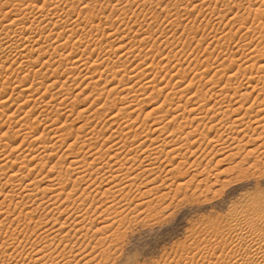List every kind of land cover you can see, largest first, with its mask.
<instances>
[{
    "label": "rangeland",
    "instance_id": "374dc122",
    "mask_svg": "<svg viewBox=\"0 0 264 264\" xmlns=\"http://www.w3.org/2000/svg\"><path fill=\"white\" fill-rule=\"evenodd\" d=\"M15 1L16 0H0V22L3 21L2 25L0 23V26H4V25L7 26L8 24H11L13 21H16V23L17 22L20 23V26L22 24V26L24 28L28 29L27 30L28 34L26 33L25 34L26 36H23V38L20 35H16V36L14 35L15 36L14 37V36H12V34H10V37L7 39L4 37V35H1L0 36V38H1L0 39V47L4 48L6 50V48L9 44L14 43L17 46L19 45V47H18L19 50L23 49V50H25L26 54L28 53V55H27L28 60L20 59V57L15 55L16 53H14V52H7L6 51L3 53H0V99H1L0 101L5 102V101L9 100L8 102H5L7 104L2 105V107L0 106V126L3 125L6 129H8L7 127H9V129H10L14 125L15 128H17V129H15L13 126L12 132L15 131L14 133H18V134H14V137H16L17 140H16V138H13V141L16 140L15 142H17V141L18 142L17 143L13 142V144H12V142H10L11 145L10 144L6 145V142L2 141V138L0 137V143H1L0 149H2L0 152L1 153L0 154V156H1L0 157V164L3 165L5 162H8V160H9L8 163H10L9 165L8 164L6 165L8 167V170H7V167H5V166H4V168H2L3 170L4 169L6 170L4 172L1 171L2 169L0 168V171H1L0 172V180H1L0 181V183H1L0 184V191L2 192V193L0 192V194H6L7 195V193H8L7 191H9L7 197L5 195H3V196L0 195V205H1L0 206V213H1L0 214V222L2 220H4L0 223V228H1L0 231L2 230L0 232V246L2 248L1 250H4V251L8 250L6 253V256L3 255V253H0V256H1L0 260L3 257L2 261H4V262L0 261L1 262L0 264H24L25 262H26L25 264H27V263L33 264L34 259L40 258L39 256H43V254L46 256V255H49L50 253H55L57 249H59L56 252L57 254H58V252L59 253L64 252L66 260L65 259L62 260L61 258L57 259L58 261L59 260L60 261L59 262L55 261L54 263H56V264H62V263L63 264H66V263H68V264H223L224 262H225V264H228L230 262L231 263L236 262L237 259L242 258L248 252L254 253L256 251L255 250L256 247L254 246V243H252L253 240H258V239H260V237L264 236V231H262V227H261L262 224H264V146H263L264 138L259 139V137L253 133H249V134L244 136L242 133L240 134L238 132V130H236V129L234 130V128H232L234 130L233 131L230 128V126L229 127L227 126L225 128H220L219 126H217L216 128L213 127L214 129L210 130L211 122H213L215 120H216V122L222 120L224 115L222 117V113H220L221 114V117H220V114H218V113L216 114L218 109L216 107H214L213 98H212V100H208V98L205 96L207 94H208L207 96H210L211 94H213L211 89L212 90L214 89L213 90L214 93L218 90V88H217L218 86L213 87L212 84L207 83V81L210 79V77L213 75V73L216 70H220L221 68L225 69V67L229 66V69L227 70L228 72L226 71L227 73L225 74V78L221 79V83H223L226 79L227 74H229V72L232 70L231 68L233 67V69H235V71H232L233 72L232 75H234L236 72V74H235L236 78H234L233 81L236 82L238 80L236 83L234 82V84H235L234 86H243V87H240L241 88L240 91L244 88V90H242L243 94H245V93L248 94L250 92L249 93L250 96L248 99H246V105L244 104V107L250 106L254 103L253 110H251L252 111L251 116H252V113H253V116L257 115V116H255L257 120H261V118L264 116V111L261 112L259 115L256 113V110H257V108L259 109V107L255 106L256 105L255 103L258 104L259 102L260 103L264 102L263 101L264 100L263 94H259L260 96H257L258 95L257 92H259L258 88H260L261 86H264V85H262L264 83L263 80L258 81L259 75H260V77H262V76L264 77V70H263V72H262V70H260L261 72L258 71L260 66L263 65L264 60L261 62H259L258 60H255L258 56L263 55V54L259 55L258 53H260V51H261V53H263V49H264L263 48L264 47V38H262V37H264L262 35L264 33V32L262 33V31L264 29V20L259 18V17H262V14L264 16V0H254V1L253 0H236V1L235 0H179V1L178 0H171V1L170 0H145V2H144V0H129V2H127L128 0H110L111 2L109 0H101V1L98 0L99 4H100V2L101 3L106 2V3L101 4V6H99L100 8L96 7L93 9V7H92V9H91L92 11H89V12L87 9L84 10L80 6L81 0H44V4H39V3H43V0H20V2L18 0L16 2ZM55 1H56V3H55ZM63 1H65V2H63ZM250 1H252V2H250ZM108 2H110L112 5L115 4L116 6L120 3L122 7H125V5H127V4L130 5V3H131V7H130L131 10L130 9L127 11L118 10V12L117 11L115 12V10L113 11V9H112L113 7L110 6V3H109V6L107 5ZM137 2H138V4H137ZM173 2H174V4H173ZM156 3L159 4L160 6L157 5ZM237 3H239V4H237ZM16 4H23L25 6L30 4L29 5V10H30L29 12H31L32 14L26 15V16L22 15L20 17L17 16V17L12 18L11 16H13V14L17 15V13L19 12L18 11L19 8L17 7ZM105 4L107 5L106 8H104ZM165 4L167 5V7H164ZM5 5H7V9L4 8ZM33 5H35V6H33ZM45 6H47V11L41 13L39 10L44 8ZM35 7H37V8H35ZM258 7L260 10L258 9ZM97 8H98V10H97ZM176 8L178 9V11ZM1 9H3V10H1ZM15 9H18V10H16L17 12L15 11ZM166 9H167V11H166ZM7 11H8V13H10L12 11V15L9 16ZM85 11H86V13H85ZM83 13L86 14L87 16L83 15ZM79 14H80L81 18L77 17ZM136 14H137V16H135ZM200 15H201V17H200ZM240 16L243 17L242 18L243 21H240L241 20ZM35 17H36V19H35ZM58 17L61 19H59ZM197 17H199V18H197ZM27 18H29L30 20L28 21ZM58 19H59V21H62L64 19L65 21L63 20V22L67 21V23L71 22L74 19L75 20L80 19L79 20L80 25L78 24L79 26L75 29L76 30V31H74L75 34H74V32L71 34L70 31L66 30L67 28H60L59 27V26H63V25L55 26V22L58 21ZM68 19H69V21H68ZM189 19H191V20H189ZM93 20H95L96 22L95 21L93 22ZM236 20H239L240 24L244 22L242 25H240L239 29L236 28V26H235ZM30 21H32V22H30ZM177 21L179 24L176 23ZM48 22H50V23H48ZM91 23H93V24H91ZM100 23H101V25H100ZM227 23H229V24H227ZM96 24H99V25H97L98 26L97 30H98V28L101 29L98 32L95 30ZM134 24H136V25H134ZM148 24H150V25H148ZM43 26H45L46 28ZM47 26H48V28H47ZM92 26L93 27L95 26V27L93 28ZM136 26H137L138 30L136 29ZM42 27H43V29H45V31H44L45 33L43 35L38 36L35 34L34 36H31L33 33H39L41 30L40 28H42ZM14 28H16V27H14ZM257 28H258V30H257ZM261 28H263V29H261ZM61 29L62 30L64 29L63 32ZM66 31H68L69 34ZM64 32H66V33H64ZM87 32H88V34H87ZM90 32H92L93 34ZM95 32H97V33L100 32L97 35L98 37L94 36V34L96 35ZM108 32L109 33L111 32L116 36V38H115V39H117L116 43H115L114 38L112 39V40H114V42H113L110 38L111 36L108 37V35H110V34H108ZM226 32H228V33H226ZM30 33H31V35H29ZM139 33L141 34V36H139L140 35ZM161 33H162V36H160ZM58 34H61V36L64 37V38L62 37L60 44L65 43L64 45H67L69 42V45H67L68 47L66 46V48L69 50H73L72 48H76V47H77L76 49H78L79 42L80 43L84 42L83 40H85V42L88 39L89 40H95V39H92V37L98 39V41H97V39L95 40V42L98 44L94 43L92 45H89V47H84V48H83V44H82V46L79 49L80 50L82 49L84 52L83 53V60L87 61L86 63H88V61H90L87 65H89L91 63L89 65V66H91L93 64V60H95L96 64L97 63L103 64V66H102L103 69H101L102 73H103V71L105 72V73H103V75H101L99 73V71L94 72L96 77L98 75L102 76L101 78L103 80L100 79V81H99L98 80L99 78L98 77L96 78V80L99 81V84L101 86H99V87H93L95 85H91L92 87L89 86L88 81H90V79L89 80L83 79L86 76V72L84 69L80 68V66H76V69L75 68L72 69L73 66L71 67V65H72L71 59L73 58L72 57L73 54L70 55L69 57H67V60L65 59V61H63L64 62L63 66L66 69L63 66H60V67L58 66V63H57L58 60L63 59L59 55L63 54V57H64L65 55L69 54V52H70L69 50H67L66 52H63V53L58 51V50L56 52L55 48L57 46V43H55V40L57 39L56 37ZM86 34H87V36H86ZM89 34L92 36H89ZM260 34L262 35L261 40L259 38ZM48 35L49 36L52 35L49 38L50 40L47 38ZM152 35H153V37H152ZM17 36H18V38H17ZM27 36L33 38L32 40L36 43L32 44V45H30V43L27 44V41L25 40L26 39L25 37H27ZM43 36L45 39L43 38ZM83 36L85 37V39ZM66 38H67V40H65ZM69 38H71V39H69ZM100 38L101 39L103 38V39L101 40ZM157 38H159V39H157ZM36 39L39 41H37ZM77 39H79L80 41ZM139 39H141L142 41H139ZM8 40H10V41H8ZM22 40H23V42H22ZM75 41L76 42L78 41V43H76ZM138 41H139V43H138ZM258 41H260L261 43L259 44ZM74 43L76 44V46H74ZM70 44H71L72 48H70L71 47ZM110 44H111V46H110ZM114 44H116V45H114ZM5 45H6V47H5ZM25 45L29 46V47H26ZM258 45L260 46L258 48H263V49L259 50L257 48ZM121 46H122V48L125 47L126 50L116 52L115 49H117L118 47H121ZM131 46H132L131 50H133V48H134L133 53L129 54V55L125 54L127 49H130ZM113 48L115 51L112 50ZM150 50H152V52ZM157 50H158V53H157ZM153 51H154V54H153ZM257 51H258V53H257ZM99 52H100V54H98ZM148 52H151V55H149L150 54L149 53L148 54L149 56H148L147 55ZM209 53H211V54H209ZM121 54H123V55H121ZM29 55H30V59H29ZM89 55H92V56L89 57ZM126 55H128V56H126ZM142 55L145 57H142ZM254 55L255 56L257 55V56L255 57ZM133 56H134V58H133ZM70 57H72V58L69 60L68 58H70ZM117 57H118V59H117ZM254 57H255V59H254ZM42 58H43V60H42ZM49 58H51V59H49ZM147 59H149V61ZM230 59H231V62L235 63V64L231 65ZM232 59L234 62L232 61ZM22 60H23V62H22ZM38 60H39V62H38ZM167 60H169V62ZM177 60H179V61H177ZM27 61H29V63ZM252 61H254V62H252ZM46 62L47 63L49 62L52 66H49L50 64L48 65ZM143 63H145V64H143ZM250 63L252 64V66ZM244 64H245V67H244ZM253 65H255V68ZM48 66L51 68H49ZM153 66H154V68L152 69ZM230 66H232V67H230ZM238 66L240 67V69ZM68 67L72 69V70L70 69L71 71L69 70L70 72L67 71ZM74 67H75V65H74ZM93 67H94V64L91 66V71L98 70V68H99V67H97V65H95L94 68ZM251 67H253V68H251ZM84 68H86V66ZM192 68H195V69L200 68V70H199L200 72L197 70L194 71V69L192 70ZM244 68H246V69H244ZM56 69H57V71H55ZM147 69L152 70L151 71L152 74H150V75H156L157 74V76H155V78H156L155 82L161 81V83H163V84L166 82L165 84L167 85V83L169 81H171L175 85L173 83H171L170 86L164 85L166 87L164 88L163 93L158 92L159 93L158 94L157 91H159V89H161L163 84L159 88H158L159 85H157V83L156 84L153 83L154 87H153V84H147L146 81L150 80L148 77L152 78V76H146L149 73V71ZM121 70H122V72H121ZM81 71H82V73H81ZM111 71L114 73L116 72V73L111 74L112 73ZM183 71L185 73H188L187 74L188 78H187V80L183 81L184 83L181 82L178 85L177 84V80L179 78L178 76L180 74L182 75V73H184ZM190 71H192V73ZM40 72H42V73H40ZM155 72L160 73V75H158V73H155ZM196 72H198V73H196ZM37 73H39V74H37ZM223 73H225V72H223ZM238 73H240V75ZM113 75L115 77H113ZM132 75L134 76L135 83H138V84H137V86L135 84V86H133L134 88L130 89V85H133L134 82H132V84H131L129 82H131L133 80L132 79H131V81L130 80L127 81V80H128V78L133 77ZM57 76L59 78L54 79V77H57ZM244 77H246V78L244 79ZM171 78L173 80H171ZM117 79H119V80H117ZM122 82H124L123 83L124 85L122 84ZM127 83H129V84H127ZM188 83L190 84V86ZM237 83H239V84H237ZM21 85H23V86H21ZM53 86H55L56 88ZM63 86H64V88L62 89ZM251 86L252 87L257 86L256 90L254 89V87L252 88ZM21 87H23V89L24 88L29 89V90L32 89L31 92L34 96L33 101L36 100L37 103L38 102L40 103L41 101H42L41 103L52 102L54 104H58L60 107H65V106L66 107L67 106L68 107H70V106L74 107L75 106L74 108H79V109H84V110L87 109V110L85 112H82V114L81 113L78 114L77 113L78 110L75 111V114L71 113L72 115H68V114L63 115L61 113L62 116H61V114L59 115V113L55 112L54 115L50 114L49 116H47L46 117L47 119L45 117L40 116V110H42L40 107L33 109V107H32L33 101L31 102L32 104L29 103L27 105L28 107L25 106V108L23 107L21 110H19V109L17 110L20 103L22 104L24 101L23 98L21 99L20 94H18L19 93L18 91L21 89ZM247 87H248V89H247ZM250 87H251V89H250ZM93 88H96V89H93ZM126 88H129L130 90L129 89L126 90ZM153 88L155 89V93L153 92V90H154ZM215 88H216V90H215ZM253 89L255 90V92H252V91H254ZM110 90H112V95H110V97H109L110 99H108V93L107 92ZM134 90H135V92H134ZM179 90H181V91H179ZM201 90H203V91H201ZM207 91L208 92L210 91V92L208 93ZM93 92H94V94H93ZM100 92H102V93L98 94ZM171 92H173V94H170ZM174 92L176 95L174 94ZM78 93H79V95H78ZM127 93H128V95H127ZM124 94H126L125 96L127 97L126 98L127 100L122 101V102H123L124 106H127V107H126L125 111H123L124 112L123 113V112H120L121 106H123V104H121L119 101L117 102V100H118L117 97L121 98L124 96ZM149 94H150V96H149ZM194 94H195L194 97L191 96ZM202 94L204 95V97ZM98 95L99 96L101 95L99 97V98H101V100L98 101V103H100V104L96 103ZM189 96L193 97V98H190ZM255 96H256V99H254ZM3 97H5V98H3ZM37 97H38V100H37ZM6 99H8V100H6ZM107 99L110 100L111 102L108 101ZM168 99H169V101H168ZM171 99H172V101H174V103L171 101ZM186 99L188 101H186ZM198 99L200 100V102L198 101ZM90 100H91V103L89 104L88 101H90ZM204 100L205 101L207 100L208 102L207 101L205 102ZM241 100L243 101V102L241 101L242 104L245 103V101L243 99H241ZM260 100H262V101H260ZM107 101H108V103L110 102L111 104H114L115 102H117V103H115V105H113V106H111V104H107L106 105L107 107L103 108L102 105ZM235 101L239 102L240 99L238 100V97L233 98V101H231L230 105L231 106L234 105L236 103ZM161 102H162V104H161ZM166 102H167V104L168 103H173L175 105L178 104V105H181L182 107L184 106V103H185L184 107H186V112L190 113V114L185 113L186 114L185 116L190 115L191 117L192 116L194 117L196 113L194 114L192 110H196L198 108L200 109L199 112H203V113L209 112L208 113L209 116L206 114H203V116L201 115L204 118L207 117L206 119H207L208 123L206 122V124H205L206 119H204V118H203L204 120H202V122L200 121L198 123L199 125H197L196 123H193L196 125H192L189 122L191 118H189L188 121L186 120V123H185V121L182 122L183 125H185L183 127L184 132L188 131L187 133H189V131L195 130V132L197 131V133L195 134V136L197 135V138H195V137H193L192 139L190 138L189 142L187 143V141L184 140V137L186 136V134L181 135L180 131L177 129V127H175L178 124H175L173 121H170L171 118L169 119V115H171V114H169L168 116H166L165 113L164 114L159 113L161 115L158 114V112H159L158 110L162 108L161 105L165 104ZM178 102H180V103H178ZM186 102L189 103V104H187V106H186ZM8 103H10V104H8ZM201 103H202V105H200ZM203 103H205V104H203ZM212 103H213V105H211ZM130 105H132V106H130ZM137 105L139 107H137ZM226 105H228V106H226ZM230 105L228 103H225L223 108L224 109L228 108ZM167 106H169V105H167ZM208 106H210V108H207ZM211 106H213L216 110L211 111V110H214V108H212ZM130 107H131V109H129ZM135 107L137 110H135ZM173 107H175V106H173ZM97 108L98 109L100 108L99 109L100 111L97 110ZM263 108H264V106H263ZM109 109H111V110H109ZM155 109H157V110H155ZM254 109H255V111H254ZM151 110H153V112ZM204 110H205V112H204ZM96 111L100 112V113L98 112L99 115H97V116H96ZM190 111H192V113ZM150 112L154 113L155 115L154 114L151 115ZM182 112H183V110L181 109L180 111L174 112V113L176 115H177V113H178V115H182V114H184ZM212 112H214V113H212ZM76 113L78 115H76ZM83 113H86V114H83ZM101 113H102V116L100 115ZM129 113H130V115H129ZM171 113L173 115V112H171ZM116 114H117L116 119L118 121L121 120L120 122L127 121V119H125V118H127L128 116H130L131 119H138L136 128L139 125L143 124L144 121H145V123H148V127L151 125L152 121L162 123L163 121L161 120V116L163 115V116H165L164 119H166V120H164L163 116H162L164 123L170 122L172 124L170 126L171 127L174 126L179 132L177 133L175 131L176 135L175 134L172 135L171 134L172 132H166V134L163 132L162 133L163 135L159 138V141L163 137L165 138L164 142H167V143L175 142L176 139H177L176 140V142H177L180 139H182L181 140V141H183L182 145L185 143H186V145H183L184 148H182V150L179 151V153H180L179 155L177 153L171 154V155H169V157L166 160H165V158H166L165 156L160 158V160L156 163V165L154 164L155 166L158 165L157 166L158 168L154 167V165H153V168L149 167L150 169L146 170L147 164L146 163L140 164V160H137L136 162H133V163L131 161L127 162V163L123 162L125 166L122 165V163L118 164V165H122L123 167H121V166L119 167L116 165V167L114 166V168L116 170L113 169L114 170L113 173L112 174L110 173L109 175H107L109 169L107 167L108 165L106 164V162L107 163L109 162L108 160H110L109 158L113 154H112V152L111 153L108 152V154L110 156L109 157L108 155L106 156L105 153L109 150V148L111 147V144L114 142V139L113 140L110 139L108 141L107 136H109V134L111 132L110 131L111 130L110 125L113 123V121H110V119L112 118V115L116 116ZM210 114H212L213 116L216 115L218 117H213L212 115L210 116ZM99 116L101 118H98ZM180 117H182V116H180ZM228 117H229V115H228ZM231 117L232 116H230V118ZM57 118L59 119V121ZM118 118H120V119H118ZM121 118L123 119V121ZM210 118H211V121H210ZM20 119H23V120L21 121ZM64 119L68 120V121L65 122ZM53 120H57L58 123H56L57 121H53ZM159 120H160V122H159ZM30 121H31V124L33 126H31V124H29ZM62 121H63V123L65 122L64 125H66V126H64V128H63V125L61 124ZM180 121H181V119H180ZM15 122H17L19 124H14ZM69 122L70 123L72 122V123L70 124ZM11 123H12V126L10 127L9 125H11ZM51 123L54 126V128H62V129H67L66 127L69 124L68 126L72 128L71 129L72 131L70 130L71 131L70 133L73 134L71 136L72 139L70 141H68L67 143L62 145V143L60 141H58L59 138H55V136L52 135V133L50 134L48 132V130L45 131L47 129L48 125H51ZM54 123H56L57 126L54 125ZM202 123H204V124H202ZM251 123H252V124H250L251 128L253 127L252 129H254L257 126L264 124V121H262V123L261 122L260 123L251 122ZM82 124H83L82 129L85 126H87V127H85L83 130L81 129L80 131H78L80 129L79 127H81ZM207 124H208V126H207ZM107 125H109L110 127H107ZM202 125H203V128H202ZM198 126H199V128H198ZM104 127H105V129H104ZM185 127H186V130H185ZM189 127H190V129H189ZM18 128H20V129H18ZM101 128H102V131H101ZM208 128H209V130H207ZM201 129H203V131ZM73 130L75 131V133L73 132ZM103 130H104V132H103ZM143 130H144L143 127L140 126L138 129H136L134 131L135 133L138 134L137 136H139L138 138L137 137L135 138L136 140L131 139V140L135 141L134 145H133V143H134L133 141H131L130 139L127 140L130 143L129 144L127 143L126 149L123 148L121 150V154L123 156L120 154L121 158L119 157V159H120V160L118 159L119 161L122 162L124 160V157H126V155H127L126 151H128V152L133 151L132 154L141 155V157L139 156L141 159L144 155L146 156V151H145V154H143L142 149L144 148V150H145V148H147L149 144L152 145L151 144V142L153 141L152 139L158 137V134L149 133V135H148L147 132L142 133ZM147 130H148V128H147ZM63 131H65L66 133H64ZM63 131H62L64 133L63 137H66L68 133L66 130H63ZM92 132L96 136H99V134L101 135V133L103 132L104 133V134L102 133L103 137L105 136L106 139L104 138L105 140H103L99 137L101 140L99 138H97L99 142L96 140L95 142H97V144H95L93 139L91 138L92 136L89 137V134ZM200 132L204 133L205 135H203V134L200 135L201 134ZM258 132L260 133L261 129H258ZM198 133H199V135H198ZM3 134L4 133H2L0 136H3ZM145 134H147V135L145 136ZM168 134H170V135H168ZM18 135H19V137H18ZM60 135H61V133L58 136H60ZM87 136H88V138H87ZM167 136H169V137H167ZM172 136H174L176 138H174ZM201 136L202 137L205 136L207 138H205V137L202 138ZM236 136L238 137L239 140L237 139ZM242 136L244 137V139L240 140V138ZM217 137H220V138H217ZM221 137H222V139H221ZM231 137H232V139H230ZM164 138L162 140H164ZM210 138H212L211 141L209 140ZM75 139L77 141H75ZM195 139L196 140L198 139V141L196 142ZM203 139L204 140L206 139V141H204ZM216 139H219L221 144L218 142L219 140L215 141ZM85 140H86V142H85ZM162 140H161V142H163ZM200 140H202V141L200 142ZM231 140H234V141H231ZM237 140L239 141V143L237 142ZM90 141H93L92 144L90 143ZM142 141H144V142H142ZM191 141L194 143V145ZM212 141L214 144L212 143ZM214 141L218 142L219 144L215 143ZM55 142H58L57 145H55L56 147L54 146L53 148H50L49 146H51ZM101 142L102 143L104 142V143L102 144ZM4 143H5V145H4ZM138 143H141L140 145H143L142 149L140 148V145H138ZM236 143L238 145H241V147H244V149L239 147ZM69 144H71L73 146H70L71 148H69ZM191 144L193 146H191ZM227 144H229V145H227ZM235 144L237 145V148H239L238 150L235 148L236 147ZM259 144H261V146H259ZM2 145H4V146H2ZM46 145H47V148L51 149V150H48L46 148ZM83 145L95 146L99 150L98 151L95 148L96 155L99 156L101 154L100 157L103 156L104 163L97 166L98 168L101 166L100 169L98 170V168L96 166H94V168L96 167L95 169L98 171L97 173L95 171H93L94 168L90 167V165L89 166L85 165L84 168L83 167L74 168L75 166L70 168L71 165L69 164V162H70L69 160H72V159H70L71 155H74L77 152L79 155H83L86 150L88 151V149H84V150L82 149ZM131 145H133L132 147H135V149L134 148L132 149V147H130ZM136 145H138L139 148ZM218 145H219V147H218ZM225 145H226V147H225ZM43 146H45V147H43ZM185 146H186V148H185ZM231 146L233 147V150H232ZM258 146L260 148H257ZM187 147L190 149H188ZM3 148H6V149L3 150ZM79 148L82 150H80ZM198 148H199V150H198ZM221 148H223V150ZM44 149H45V151H44ZM253 149L256 151H254ZM135 150H136V152H135ZM193 150L196 151L197 155L195 154V152ZM239 150H241V151H239ZM35 151H36V153H35ZM198 151L201 153H199ZM222 151L224 152L223 154H221ZM232 151H233V153H232ZM141 152L143 155L141 154ZM202 152H204V154H202ZM207 152H208V154H207ZM215 152L218 154H215ZM124 153H125V156H124ZM220 154L222 156H220ZM253 154H254V156H252ZM18 155H20V156H18ZM225 155L227 158L225 157ZM235 155H237V157ZM238 155H240V156H238ZM34 156H36V157H34ZM59 156H60V158H63L62 159L63 163L61 165L59 164V166H57L55 164H57V162L59 161ZM61 156H63V157H61ZM230 156L232 157V159ZM234 156H235V158H234L235 160L233 159ZM256 156H257V158H256ZM228 157H229V159H228ZM122 158H123V160H121ZM222 158H224L225 160ZM255 158L257 161L254 160ZM2 159H5V160L7 159V160L6 161L3 160L4 162H2L1 161ZM19 160H20V163H21V161L23 162L22 163L23 166H19L20 165V163L18 162ZM232 160H233V162H231ZM239 160H241V162H243V160H246L247 164H246V162L241 164ZM220 161L222 162V164L220 163ZM253 161H255V162H253ZM26 162H27V164H26ZM11 164H13L15 167H13V165L10 166ZM15 164H17V165H15ZM25 164L28 165L29 167L25 166ZM139 164H140V167H139ZM179 166H181V167H179ZM21 167H24V168H21ZM86 167H90V168H88V171H84V169H86ZM159 167H160V169H159ZM101 168H103V169H101ZM227 168H229V169L231 168V169L229 170ZM19 169H21L20 172L16 173V171H19ZM27 170H29V171L27 172ZM79 170L80 171L82 170L81 172H86V173L83 174ZM89 170H90V172H89ZM144 170L146 172H144ZM192 170L195 172H192ZM225 170L227 173L224 172ZM241 170H243V171H241ZM21 171H23L24 174L26 173L25 176L26 177L28 176L29 178H26L24 176V174L22 175ZM75 172L81 173L82 174V175L80 174L81 177L83 175L86 176V178L84 179L86 181L85 182L82 181V183L80 182L81 185L79 184V181L81 179L80 180L77 179V182H78V184L76 182L77 185L75 183H73V181H71L69 183V186L67 185L68 188L66 187L67 190L66 191L64 190L65 193L63 191L61 196H58L56 193H55L56 195L53 194L54 196H57L58 198L53 196L55 201L52 200L51 189L58 187V180L60 179V177L64 176L65 173H69V175L73 176L72 179L74 180V178L79 176V175H77V173L75 174ZM106 172H107V174H106ZM166 172H167V174H166ZM175 172H177V173H175ZM3 173H5V174H3ZM15 173H16V175H15ZM29 173H30V176H29ZM180 173H181V175H180ZM136 174H137V176H136ZM182 174L184 176H182ZM10 175H12V176L15 175V176L13 178H11ZM89 175H90V177H89ZM127 175H129V176L127 177ZM173 175L175 176V178L173 177ZM196 175H199V176H196ZM16 176H17L16 180L18 182L14 181V178ZM23 176L25 179L20 178ZM192 176H194L193 179H192ZM113 177H115V178H113ZM184 177H185V179H184ZM8 178H10V180H8ZM93 178L94 179L96 178L95 181L97 180V182L95 184L91 185L92 180H94ZM105 178H107V179L105 180ZM112 178H113V180H112ZM156 178H158V179H156ZM181 178H183V179H181ZM194 178H195V180H194ZM169 180H171V181H169ZM9 181L10 182L12 181V182L9 183ZM19 181H22L23 187L27 184V182H28L27 186L29 184L30 185L28 187L25 186L24 189L22 190L21 188H23V187L20 185L22 183H19ZM23 181L25 182V184ZM32 181H34V182H32ZM113 182L116 184L118 182L119 183L116 185ZM5 183L7 186L5 185ZM12 183H15V184L12 185ZM18 183L20 186L14 187V189L17 192L13 191V186L18 185ZM89 183H90V185L88 186ZM100 183H101V186H100ZM107 183H110V184H108V186H107L106 185ZM175 183H176V185H175ZM180 183H183V184H180ZM2 185H5L6 187L4 186L5 187L4 188ZM74 185L78 186V187H75ZM113 185H116V186H113ZM169 185H170V187H169ZM184 185L186 187L189 185L190 187L188 186L186 188ZM111 186L114 187L113 190H112ZM119 186H120V188H119ZM11 187H12V189H10ZM18 187H20V189ZM177 187H179V188H177ZM27 188H29V189H27ZM2 189H4V190H2ZM107 189H108V191H106L107 194H105L106 193L105 190H107ZM109 189H110V192H109ZM20 190H21V192H19ZM24 190L25 191L28 190V192H25ZM48 190H50V193ZM71 190H73V191H71ZM84 190H85V192H84ZM147 191H150V192H148V194H146ZM15 192L16 193L19 192V193L16 194ZM23 192H25V193H23ZM151 192H152V194H151ZM10 193L13 195H11ZM28 193L31 196L35 195V197H37V198L39 197L38 198L39 200L35 197H33L31 199L30 196L28 195ZM30 193H32V194H30ZM63 194L65 196H63ZM9 195L13 196V197H10ZM139 195L141 196V198ZM68 196H70L69 197L70 199L73 198V200L72 199L70 200L68 198ZM49 197H51V198H49ZM64 197H66V201H65ZM48 198L51 199V201ZM78 199L79 200L81 199V200L78 201ZM3 200L4 201L7 200V201L4 202ZM12 200H13V202H11ZM62 200H64V201H62ZM67 200H68V202H67ZM74 200H75V202H74ZM82 200L89 201V202L88 203L84 202V204H83ZM47 201L49 203H47ZM52 201H54V202H52ZM95 202H96V204L98 203L97 206L99 207V209L97 208V210H96V204H94ZM110 202L112 204H114L115 209H113V208L110 209L109 207H107V205L108 206L112 205V204L109 205ZM52 203L53 204L55 203V204L53 205ZM69 203H71V205ZM144 203H146V204H144ZM72 204H73V206H72ZM62 205H63V207H62ZM66 205H67V207H64ZM57 206L60 208L57 209L58 208ZM38 207H39V209H38ZM1 208H2V210H1ZM63 208L65 209V211H63L64 210ZM31 210H33V211H31ZM58 210H61V211L59 212ZM170 210H171V215H168L167 213H169ZM7 211L8 212L10 211L9 212L10 215H9V213L4 214ZM30 211H31V213L27 216V220H26L27 222L25 220L20 222L19 218L16 219V217L19 216L18 214L20 212L23 213L22 215H26V213H28ZM62 212H63V214H62ZM6 215H8V217ZM29 216L31 217V220H30ZM121 217H123V218H121ZM128 218H129V220H128ZM82 219H84V220H82ZM14 220H17V222ZM121 220H122V222H121ZM103 222H104V224H103ZM83 226L88 230L87 234H83L82 232L81 233L79 232L82 230ZM102 226H104V228ZM6 228H7V230H6ZM115 228H117V229H115ZM60 229H61V231H60ZM97 229L98 230L102 229L103 231L102 230L96 231ZM115 230H116V232H115ZM51 231L53 233H51ZM58 231L60 234L59 240H62L61 245L59 242L58 243L55 242V243L50 245L51 242L49 241V239L51 238V236L53 237L54 234H57L56 232H58ZM74 232H76V233H74ZM40 233L43 235H41ZM99 233H101V234H99ZM104 233H105V235H104ZM259 235H260V237H259ZM12 236H14V237H12ZM41 236H43V239L38 238ZM48 236H49V239H48ZM44 237L47 239H45ZM21 241H23V242L20 244ZM100 242H101V244H100ZM68 243H69V246L68 245H67L68 247L65 246V244H68ZM11 245H13V246H11ZM31 245L32 246L34 245V247L32 248ZM93 245H94V247H92ZM103 245H104V247H103ZM46 246H49V248ZM63 247H64V249L67 247L66 248L67 250L63 251L64 250ZM41 248H42V250H41ZM193 248L196 249L195 253L192 252ZM39 249H40V251H39ZM71 249H73V250L71 251ZM74 249H75V251H74ZM32 250H33V252H35V255L32 257L33 259H29L30 257L28 258L29 255H27V254H29V251H32ZM36 250L38 251V253ZM68 251H71V253ZM19 252L22 253L24 256L26 255L27 258H26V256L25 257L22 256V254L18 257L17 254ZM40 252L43 254H41ZM14 254H16L17 256ZM5 259H7V260H5ZM20 259L21 260L23 259L24 263H22L23 260L21 261ZM256 259H257L256 257L253 258V260H252L253 264H264V261L261 260L262 258H260V259L258 258L257 259L258 262ZM88 260H89V262H87Z\"/></svg>",
    "mask_w": 264,
    "mask_h": 264
},
{
    "label": "bare ground",
    "instance_id": "6f19581e",
    "mask_svg": "<svg viewBox=\"0 0 264 264\" xmlns=\"http://www.w3.org/2000/svg\"><path fill=\"white\" fill-rule=\"evenodd\" d=\"M16 1H17V0H16ZM16 1H15V2H16ZM18 1L20 2V0H18ZM99 1H101V0H99ZM99 1H98V0H93V6H92L93 9L96 8V7L101 6V4L106 3V2H104V3H101V2H100V4H99ZM109 1H110V0H109ZM170 1H171V0H170ZM178 1H179V0H178ZM235 1H236V0H235ZM253 1H254V0H253ZM25 2H26V1H25ZM25 2H24V3H25ZM63 2H65V1H63ZM80 2H81V1H80ZM110 2H111V1H110ZM110 2H108V4H107L108 6H109V3H110ZM127 2H129V0H128ZM144 2H145V0H144ZM152 2H153V1H152ZM152 2H151V3H152ZM157 2H158V1H157ZM238 2H239V1H238ZM250 2H252V1H250ZM31 3H32V2H31ZM31 3H30V4H31ZM55 3H56V1H55ZM141 3H142V2H141ZM159 3H160V2H159ZM178 3H179V2H178ZM199 3H200V2H199ZM199 3H198V4H199ZM239 3H240V2H239ZM239 3H237V4H239ZM244 3H245V2H244ZM246 3H247V2H246ZM30 4H29V5H30ZM57 4H58V3H57ZM59 4H60V3H59ZM137 4H138V2H137ZM139 4H140V3H139ZM148 4H149V3H148ZM156 4H157V3H156ZM173 4H174V2H173ZM176 4H177V3H176ZM179 4H180V3H179ZM192 4H193V3H192ZM16 5H17V7L19 8V10H18V9H15V11L18 10L19 12L17 13V15L13 14V16H11L12 18H13V17H17V16L20 17V16H22V15L26 16V15H30V14H32L31 12H29V11H30V10H29V5H27V6H25V5H23V4H16ZM73 5H74V4H73ZM107 5L105 4V7H104V8H106ZM134 5H135V4H134ZM140 5H141V4H140ZM157 5H159V4H157ZM210 5H211V4H210ZM228 5H229V4H228ZM228 5H227V6H228ZM251 5H252V4H251ZM77 6H78V5H77ZM77 6H76V7H77ZM102 6H103V5H102ZM110 6L113 7L112 9H113V11L115 10V12H116V11L118 12V10L127 11V10L130 9V7H131V3H130V5H129V4L125 5V7H122L120 3H119L117 6H116L115 4L112 5V4L110 3ZM149 6H150V5H149ZM159 6H160V5H159ZM159 6H158V7H159ZM189 6H190V5H189ZM196 6H197V5H196ZM202 6H203V5H202ZM229 6H230V5H229ZM237 6H238V5H237ZM247 6H248V5H247ZM249 6H250V5H249ZM119 7H120V8L122 7V8L120 9ZM176 7H177V6H176ZM240 7H241V6H240ZM4 8L7 9V5H5ZM35 8H37V7H35ZM99 8H100V7H99ZM132 8H133V7H132ZM201 8H202V7H201ZM237 8H238V7H237ZM39 9H40V8H39ZM139 9H140V8H139ZM162 9H163V8H162ZM172 9H173V8H172ZM176 9H177V8H176ZM193 9H194V8H193ZM225 9H226V8H225ZM248 9H249V8H248ZM256 9H257V8H256ZM256 9H255V10H256ZM258 9H259V7H258ZM1 10H3V9H1ZM8 10H9V9H8ZM84 10H85V9H84ZM97 10H98V8H97ZM104 10H105V9H104ZM130 10H131V9H130ZM132 10H133V9H132ZM195 10H196V9H195ZM195 10H194V11H195ZM198 10H199V9H198ZM208 10H209V9H208ZM242 10H243V9H242ZM255 10H254V11H255ZM259 10H260V9H259ZM261 10H262V9H261ZM86 11H87V10H86ZM86 11H85V13H86ZM91 11H92V10H91ZM166 11H167V9H166ZM177 11H178V9H177ZM180 11H181V10H180ZM239 11H240V10H239ZM3 12H4V11H3ZM16 12H17V11H16ZM76 12H77V11H76ZM76 12H75V13H76ZM81 12H82V11H81ZM83 12H84V11H83ZM88 12H89V11H88ZM104 12H105V11H104ZM129 12H130V11H129ZM140 12H141V11H140ZM148 12H149V11H148ZM7 13H8V11H7ZM42 13H43V12H42ZM77 13H78V12H77ZM79 13H80V12H79ZM110 13H111V12H110ZM121 13H122V12H121ZM124 13H125V12H124ZM166 13H167V12H166ZM182 13H183V12H182ZM204 13H205V12H204ZM211 13H212V12H211ZM80 14H81V13H80ZM80 14L77 16L78 18L80 17ZM128 14H129V13H128ZM137 14H138V13H137ZM137 14H136L135 16H137ZM147 14H148V13H147ZM200 14H201V13H200ZM241 14H242V13H241ZM259 14H260V13H259ZM259 14H258V15H259ZM5 15H6V14H5ZM8 15H9V16L12 15V11H11L10 13H8ZM35 15H36V14H35ZM53 15H54V14H53ZM83 15H86V14L83 13ZM131 15H132V14H131ZM133 15H134V14H133ZM138 15H139V14H138ZM140 15H141V14H140ZM150 15H151V14H150ZM165 15H166V14H165ZM169 15H170V14H169ZM173 15H174V14H173ZM222 15H223V14H222ZM32 16H33V15H32ZM54 16H55V15H54ZM86 16H87V15H86ZM92 16H93V15H92ZM124 16H125V15H124ZM148 16H149V15H148ZM186 16H187V15H186ZM219 16H220V15H219ZM219 16H218V17H219ZM225 16H226V15H225ZM253 16H254V15H253ZM260 16H261V15H260ZM262 16H263V14H262ZM4 17H5V16H4ZM55 17H56V16H55ZM146 17H147V16H146ZM178 17H179V16H178ZM178 17H177V18H178ZM195 17H196V16H195ZM200 17H201V15H200ZM214 17H215V16H214ZM238 17H239V16H238ZM240 17H241V16H240ZM258 17H259V16H258ZM258 17H257V18H258ZM2 18H3V17H2ZM44 18H45V17H44ZM58 18H59V17H58ZM80 18H81V17H80ZM90 18H91V17H90ZM151 18H152V17H151ZM166 18H167V17H166ZM184 18H185V17H184ZM191 18H192V17H191ZM197 18H199V17H197ZM233 18H234V17H233ZM242 18H243V17L240 18V19H241L240 21H243ZM259 18H261V17H259ZM35 19H36V17H35ZM59 19H61V18H59ZM59 19H58V21H56L57 19L55 20V21H56V22H55V26L63 25V26H59V27H60V28H67L66 30L70 31L71 34H72L74 31H76L75 29L80 25V24H79V22H80L79 20H80V19H76V20L74 19V20H72V21L70 20L71 22H69V23H67V21H66V22H63L64 19H63L62 21H59ZM70 19H71V18H70ZM134 19H135V18H134ZM154 19H155V18H154ZM154 19H153V20H154ZM169 19H170V18H169ZM238 19H239V18H238ZM244 19H245V18H244ZM252 19H253V18H252ZM16 20H17V19H16ZM27 20L29 21L30 19L27 18ZM66 20H67V19H66ZM143 20H144V19H143ZM179 20H180V19H179ZM189 20H191V19H189ZM256 20H257V19H256ZM12 21H13V20H12ZM12 21H11V22H12ZM22 21H23V20H22ZM64 21H65V20H64ZM68 21H69V19H68ZM81 21H82V20H81ZM90 21H91V20H90ZM94 21H95V20H93V22H94ZM97 21H98V20H97ZM184 21H185V20H184ZM221 21H222V20H221ZM2 22H3V21H2ZM2 22H0L1 25H2ZM30 22H32V21H30ZM34 22H35V21H34ZM50 22H51V21H50ZM50 22H48V23H50ZM87 22H88V21H87ZM95 22H96V21H95ZM131 22H132V21H131ZM134 22H135V21H134ZM136 22H137V21H136ZM171 22H172V21H171ZM174 22H175V21H174ZM174 22H173V23H174ZM179 22H180V21H179ZM22 23H23V22H22ZM53 23H54V22H53ZM141 23H142V22H141ZM143 23H144V22H143ZM145 23H146V22H145ZM176 23H178V21H177ZM192 23H193V22H192ZM243 23H244V22H243ZM243 23H241L240 25H242ZM42 24H43V23H42ZM78 24H79V25H78ZM91 24H93V23H91ZM150 24H151V23H150ZM150 24H148V25H150ZM178 24H179V23H178ZM224 24H225V23H224ZM227 24H229V23H227ZM3 25H4V24H3ZM24 25H25V24H24ZM84 25H85V24H84ZM97 25H99V24H96V29H95V30L98 32V31H100L101 29L98 28V30H97V27H98ZM100 25H101V23H100ZM134 25H136V24H134ZM138 25H139V24H138ZM171 25H172V24H171ZM171 25H170V26H171ZM230 25H231V24H230ZM253 25H254V24H253ZM21 26H22V24H21ZM21 26H20V23H19V22L16 23V21H13L11 24H8L7 26H5V25H4V26H0V36H1V35H4V37L7 39V38L10 37V34H12V36H14V35H15V36H16V35H20V36L23 38V36H26L25 34L27 33V30H28V29L24 28L23 26L21 27ZM45 26H46V25H45ZM45 26H43V27H45ZM48 26H49V25H48ZM48 26H47V28H48ZM129 26H130V25H129ZM142 26H143V25H142ZM177 26H178V25H177ZM181 26H182V25H181ZM181 26H180V27H181ZM14 27H16V28H14ZM43 27L40 28V29H41L40 32L38 31L39 33H33L32 35H31V33H30L29 35H31V36H34L35 34L38 35V36L43 35V34L45 33V32H44L45 29H43ZM92 27H93V26H92ZM94 27H95V26H94ZM94 27H93V28H94ZM189 27H190V26H189ZM189 27H188V28H189ZM228 27H229V26H228ZM242 27H243V26H242ZM261 27H262V26H261ZM45 28H46V27H45ZM57 28H58V27H57ZM83 28H84V27H83ZM105 28H106V27H105ZM149 28H150V27H149ZM171 28H172V27H171ZM174 28H175V27H174ZM182 28H183V27H182ZM254 28H255V27H254ZM91 29H92V28H91ZM136 29H137V26H136ZM261 29H263V28H261ZM61 30H62V29H61ZM63 30H64V29H63ZM63 30H62V32H63ZM92 30H93V29H92ZM92 30H91V31H92ZM95 30H94V31H95ZM137 30H138V29H137ZM182 30H183V29H182ZM257 30H258V28H257ZM51 31H52V30H51ZM68 31H66V32H68ZM103 31H104V30H103ZM188 31H189V30H188ZM36 32H37V31H36ZM60 32H61V31H60ZM60 32H59V33H60ZM66 32H64V33H66ZM97 32H95L96 35L94 34V36H97V35L100 33V32H99V33H97ZM101 32H102V31H101ZM219 32H220V31H219ZM221 32H222V31H221ZM263 32H264V29H263L262 33H263ZM48 33H49V32H48ZM90 33H92V32H90ZM104 33H105V32H104ZM140 33H141V32H140ZM140 33H139V34H140ZM150 33H151V32H150ZM173 33H174V32H173ZM226 33H228V32H226ZM236 33H237V32H236ZM262 33H261V34H262ZM27 34H28V33H27ZM50 34H51V33H50ZM68 34H69V32H68ZM71 34H70V35H71ZM74 34H75V32H74ZM87 34H88V32H87ZM87 34H86V36H87ZM92 34H93V33H92ZM108 34H110V35H108V37L111 36V37H110L111 40L114 38L115 43H116V40H117V39H115L116 36H115L113 33H111V32H110V33L108 32ZM261 34L259 35L260 40H261V36H262V35L264 36V33H263L262 35H261ZM62 35H63V34H62ZM66 35H67V34H66ZM147 35H148V34H147ZM147 35H146V36H147ZM153 35H154V34H153ZM153 35H152V37H153ZM12 36H11V37H12ZM15 36H14V37H15ZM20 36H19V37H20ZM50 36H52V35H50ZM50 36L48 35L47 38L49 39ZM84 36H85V35H84ZM84 36H83V37H84ZM89 36H92V35L89 34ZM104 36H105V35H104ZM139 36H141V34H140ZM154 36H155V35H154ZM160 36H162V33H161ZM27 37H28V38H27ZM27 37H25V38H26L25 40L27 41V44L30 43V45H32V44H35V43H36V42H34V41L32 40L33 38H31V37H29V36H27ZM35 37H36V36H35ZM45 37H46V36H45ZM62 37H63V36H61V34H58L57 37H56L57 39H56V40L54 39V40H55V43H57V46H56V48H55V49H56V52H57V50H58V51H60V52L63 53V52H66L67 50H69V49L66 48V46L69 45V42H68L67 45H64L65 43H64V44H63V43L60 44V42H61V40H62ZM68 37H69V36H68ZM68 37H67V38H68ZM97 37H98V36H97ZM135 37H136V36H135ZM150 37H151V36H150ZM157 37H158V36H157ZM17 38H18V36H17ZM41 38H42V37H41ZM41 38H40V39H41ZM43 38H44V36H43ZM63 38H64V37H63ZM67 38H66L65 40H67ZM71 38H72V37H71ZM71 38H69V39H71ZM79 38H80V37H79ZM110 38H109V39H110ZM117 38H118V37H117ZM164 38H165V37H164ZM251 38H252V37H251ZM262 38H264V37H262ZM0 39H1V38H0ZM6 39H5V40H6ZM11 39H12V38H11ZM44 39H45V38H44ZM82 39H83V38H82ZM84 39H85V37H84ZM90 39H91V38H90ZM92 39H95V40H96L97 38L92 37ZM100 39H101V38H100ZM102 39H103V38H102ZM102 39H101V40H102ZM141 39H142V38H141ZM141 39H139V41H142ZM157 39H159V38H157ZM247 39H248V38H247ZM36 40H37V39H36ZM49 40H50V39H49ZM77 40H79V39H77ZM95 40H89V39H88L86 42H85V40H83L85 43H84V42H81V43L79 42V44H78V45H79V46H78V49H76L77 47H76V48H72V46H71L72 43H71V44H70V46H71L70 48H72L73 50H69V51H70V52L68 51L69 54H67V55L64 54V55H65L64 57H63V54L59 55V56H60L61 58H63V59H59L57 63H58V66H59V67H60V66H63V65H64V62H63V61H65V59L67 60V57H69L70 55H72V54L74 55V54L76 53L74 56L72 55L73 58H72V57L68 58L69 60L72 58V59H71V63H72L71 67L73 66L72 69H74V68L76 69V66H80V68L84 69L85 72H86V76H85L83 79H85V80H89V79H90V81H88V85H89V86H91V85H95V86H93V87H99V86H101V85L99 84L100 79H102V78H101V77H102L101 75H103V73H105L104 71H103V73H102V71H101V69H103V68H102L103 64H100V63H99V64H98V63L96 64V63H95V60H93L94 67H95V65H97V67H99V68H98V70L91 71V66H92L93 64H92L91 66H89L91 63H90L89 65H87L90 61H88V63H86L87 61H84V60H83V53H84V52H83L82 49H81V50L79 49V48L82 46V44H83V48H84V47H89V45H92V44L96 43ZM114 40H112V41L114 42ZM8 41H10V40H8ZM8 41H7V42H8ZM37 41H39V40H37ZM44 41H45V40H44ZM68 41H69V40H68ZM79 41H80V40H79ZM97 41H98V39H97ZM118 41H119V40H118ZM136 41H137V40H136ZM139 41H138V43H139ZM146 41H147V40H146ZM158 41H159V40H158ZM22 42H23V40H22ZM22 42H21V43H22ZM47 42H48V41H47ZM75 42H76V41H75ZM129 42H130V41H129ZM223 42H224V41H223ZM258 42H259V44L261 43L260 41H258ZM1 43H2V42H1ZM5 43H6V42H5ZM76 43H78V41H77ZM106 43H107V42H106ZM127 43H128V42H127ZM131 43H132V42H131ZM134 43H135V42H134ZM167 43H168V42H167ZM246 43H247V42H246ZM6 44H7V43H6ZM96 44H98V43H96ZM136 44H137V43H136ZM140 44H141V43H140ZM248 44H249V43H248ZM114 45H116V44H114ZM132 45H133V44H132ZM134 45H135V44H134ZM234 45H235V44H234ZM261 45H262V44H261ZM1 46H2V45H1ZM3 46H4V45H3ZM25 46H26V45H25ZM74 46H76L75 43H74ZM74 46H73V47H74ZM98 46H99V45H98ZM110 46H111V44H110ZM223 46H224V45H223ZM248 46H249V45H248ZM248 46H247V47H248ZM5 47H6V45H5ZM18 47H19V45L17 46V45H15L14 43H12V44H9V45L7 46L6 50H5L4 48L0 47V53L6 52V51H7V52H14V53H16L15 55H17V56L20 57V59H26V60H28V56H27L28 53L26 54V53H25V50H23V49H22V50H19ZM26 47H29V46H26ZM67 47H68V46H67ZM100 47H101V46H100ZM103 47H104V46H103ZM108 47H109V46H108ZM134 47H135V46H134ZM142 47H143V46H142ZM152 47H153V46H152ZM228 47H229V46H228ZM245 47H246V46H245ZM258 47H260V46L258 45L257 48H258ZM262 47H263V46H262ZM95 48H96V47H95ZM101 48H102V47H101ZM131 48H132V46L130 47V49H127V51L125 52V54H128V55H129V54H132L134 48H133V50H131ZM143 48H144V47H143ZM221 48H222V47H221ZM240 48H241V47H240ZM263 48H264V47H263ZM263 48H258V49H259V50H262ZM26 49H27V48H26ZM87 49H88V48H87ZM105 49H106V48H105ZM241 49H242V48H241ZM258 49H257V50H258ZM4 50H5V51H4ZM95 50H96V49H95ZM101 50H102V49H101ZM112 50H114V48H113ZM115 50H116V52H117V51L126 50V48H125V47L122 48V46H121V47H118V48L115 49ZM115 50H114V51H115ZM152 50H153V49H152ZM152 50H150V51L152 52ZM236 50H237V49H236ZM255 50H256V49H255ZM92 51H93V50H92ZM141 51H142V50H141ZM240 51H241V50H240ZM101 52H102V51H101ZM151 52H148L147 55H148L149 53H150L149 55H151ZM226 52H227V51H226ZM226 52H225V53H226ZM230 52H231V51H230ZM241 52H242V51H241ZM251 52H252V51H251ZM14 53H13V54H14ZM32 53H33V52H32ZM32 53H31V54H32ZM54 53H55V52H54ZM77 53H78V54H77ZM87 53H88V52H87ZM104 53H105V52H104ZM140 53H141V52H140ZM157 53H158V50H157ZM257 53H258V51H257ZM42 54H43V53H42ZM98 54H100V52H99ZM105 54H106V53H105ZM125 54H124V55H125ZM145 54H146V53H145ZM153 54H154V51H153ZM209 54H211V53H209ZM246 54H247V53H246ZM258 54H259V55H260V54H261V55L263 54V55H262V56H258L256 59H255V57H256L257 55H256V56L254 55V56H255L254 59H255V60H258L259 62L263 61V60H264V49H263V53H261V51H260V53H258ZM32 55H33V54H32ZM44 55H45V54H44ZM121 55H123V54H121ZM128 55H126V56H128ZM137 55H138V54H137ZM149 55H148V56H149ZM176 55H177V54H176ZM234 55H235V54H234ZM49 56H50V55H49ZM90 56H92V55H89V57H90ZM174 56H175V55H174ZM210 56H211V55H210ZM245 56H246V55H245ZM250 56H251V55H250ZM19 57H18V58H19ZM41 57H42V56H41ZM41 57H40V58H41ZM44 57H45V56H44ZM44 57H43V58H44ZM54 57H55V56H54ZM142 57H145V56L142 55ZM165 57H166V56H165ZM43 58H42V60H43ZM87 58H88V57H87ZM133 58H134V56H133ZM137 58H138V57H137ZM137 58H136V59H137ZM139 58H140V57H139ZM173 58H174V57H173ZM175 58H176V57H175ZM244 58H245V57H244ZM249 58H250V57H249ZM29 59H30V55H29ZM36 59H37V58H36ZM36 59H35V60H36ZM44 59H45V58H44ZM49 59H51V58H49ZM54 59H55V58H54ZM85 59H86V58H85ZM92 59H93V58H92ZM99 59H100V58H99ZM117 59H118V57H117ZM120 59H121V58H120ZM162 59H163V58H162ZM245 59H246V58H245ZM16 60H17V59H16ZM90 60H91V59H90ZM102 60H103V59H102ZM145 60H146V59H145ZM147 60L149 61V59H147ZM175 60H176V59H175ZM175 60H174V61H175ZM203 60H204V59H203ZM50 61H51V60H50ZM50 61H49V62H50ZM103 61H104V60H103ZM103 61H102V62H103ZM138 61H139V60H138ZM167 61L169 62V60H167ZM172 61H173V60H172ZM177 61H179V60H177ZM232 61H233V59H232ZM243 61H244V60H243ZM258 61H257V62H258ZM22 62H23V60H22ZM27 62L29 63V61H27ZM31 62H32V61H31ZM38 62H39V60H38ZM49 62H48V63L46 62V63L49 65V64H50ZM125 62H126V61H125ZM228 62H229V61H228ZM233 62H234V61H233ZM246 62H247V61H246ZM252 62H254V61H252ZM255 62H256V61H255ZM44 63H45V62H44ZM44 63H43V64H44ZM225 63H226V62H225ZM243 63H244V62H243ZM31 64H32V63H31ZM47 64H46V65H47ZM53 64H54V63H53ZM59 64H60V65H59ZM73 64L75 65V67H74ZM140 64H141V63H140ZM140 64H139V65H140ZM143 64H145V63H143ZM221 64H222V63H221ZM230 64L232 65V64H235V63H232V62H231V59H230ZM238 64H239V63H238ZM247 64H248V63H247ZM250 64H251V63H250ZM254 64H255V63H254ZM44 65H45V64H44ZM156 65H157V64H156ZM163 65H164V64H163ZM175 65H176V64H175ZM181 65H182V64H181ZM200 65H201V64H200ZM239 65H240V64H239ZM49 66H52V65L50 64ZM49 66H48V67H49ZM85 66H86V68H84ZM112 66H113V65H112ZM201 66H202V65H201ZM201 66H200V67H201ZM205 66H206V65H205ZM251 66H252V64H251ZM253 66H254V68H255V65H253ZM48 67H47V68H48ZM63 67H64V66H63ZM94 67H93V68H94ZM104 67H105V66H104ZM135 67H136V66H135ZM147 67H148V66H147ZM195 67H196V66H195ZM230 67H232V66H230ZM238 67H239V66H238ZM238 67H237V68H238ZM244 67H245V64H244ZM40 68H41V67H40ZM49 68H51V67H49ZM52 68H53V67H52ZM64 68H65V67H64ZM78 68H79V67H78ZM137 68H138V67H137ZM153 68H154V66L152 67V69H153ZM157 68H158V67H157ZM197 68H198V67H197ZM201 68H202V67H201ZM251 68H253V67H251ZM53 69H54V68H53ZM65 69H66V68H65ZM70 69H71V68L68 67V68H67V71H69ZM72 69H71V70H72ZM107 69H108V68H107ZM112 69H113V68H112ZM150 69H151V68H150ZM190 69H191V68H190ZM193 69H194V71H196V70L199 71V70H200V68H199V69L192 68V70H193ZM216 69H217V68H216ZM218 69H219V68H218ZM228 69H229V66H228V67H225V69H224V68H221L220 70H216V71L213 73V75L210 77V79L207 81V83L212 84L213 87L218 86V87H217L218 90L216 91L217 93H216V92L214 93V91H213L214 89H213V90L211 89V91L213 92V94H211L210 96H207L208 94L206 93L207 95H206L205 97H207L208 100H212V98H213V101H214V107H216V108L218 109L217 112H216V114H217V113H218V114L222 113V117H223V115H224V117L222 118V120L219 119L220 121H218V122H216V120L213 121L215 118L212 120L213 122H211V126H210L211 128H210V130L214 129L213 127L216 128L217 126H219L220 128H225V127H227V126H228V127L230 126L231 129L234 128V130H235V129L238 130V132H239L240 134L242 133L244 136L247 135V134H249V133H253V134H256V135L259 137V139H260V138L263 139V138H264V124H262V125H259V124H258L259 126L255 127L254 129H252L253 127L251 128V125H250V124H252L251 122H253V123H260V122H261V123H262V121H264V116L262 117L263 119L261 118V120H257L256 117H255V116H257V115H254V116H253V113H252V116H251V112H252L251 110H253L254 103H253L252 105H250V106H246V107H244V104L246 105V99H248L249 96H250V94H249L250 92H249L248 94H246V93L243 94V93H242V92H243L242 90H244V88L240 91V89H241L240 87H243V86H234V85H235V84H234L235 81H233V79L236 78V75H235L236 72H235L234 75H232V74H233V72H232V71H233V67L231 68L232 70L230 69L231 71L229 72V74H227L225 81H224L223 83H221V79H222V78H225V74L228 72V71H227ZM239 69H240V67H239ZM244 69H246V68H244ZM247 69H248V68H247ZM249 69H250V68H249ZM38 70H39V69H38ZM71 70H70V71H71ZM109 70H110V69H109ZM109 70H108V71H109ZM147 70L149 71V73H148V75H146V76H152V78H151V77H148L150 80H149V81H146L147 84H153V83L156 84V83H157V85H159V86H158V88H159L163 83H161V81H159V82H155V81H156L155 76H157V74H156V75H150V74H152V72H151L152 70H149V69H147ZM180 70H181V69H180ZM237 70H238V69H237ZM242 70H243V69H242ZM242 70H241V71H242ZM260 70H262V72H263V70H264V63H263V65L260 66V68L258 69V71H260ZM36 71H37V70H36ZM41 71H42V70H41ZM55 71H57V69H56ZM67 71H66V72H67ZM70 71H69V72H70ZM95 71H99V73L101 74V75H98V76H97V77L99 78V79H98L99 81L96 80L97 77H96V75L94 74ZM137 71H138V70H137ZM169 71H170V70H169ZM178 71H179V70H178ZM181 71H182V70H181ZM206 71H207V70H206ZM226 71H227V72H226ZM245 71H246V70H245ZM245 71H244V72H245ZM38 72H39V71H38ZM79 72H80V71H79ZM111 72H112V71H111ZM121 72H122V70H121ZM132 72H133V71H132ZM141 72H142V71H141ZM160 72H161V71H160ZM183 72H184V71H183ZM190 72L192 73V71H190ZM199 72H200V71H199ZM223 72H225V73H223ZM237 72H238V71H237ZM260 72H261V71H260ZM40 73H42V72H40ZM81 73H82V71H81ZM113 73H114V72H112L111 74H113ZM115 73H116V72H115ZM115 73H114V74H115ZM117 73H118V72H117ZM155 73H158V72H155ZM196 73H198V72H196ZM222 73H223L224 75H223ZM245 73H246V72H245ZM37 74H39V73H37ZM37 74H36V75H37ZM96 74H97V73H96ZM133 74H134V73H133ZM153 74H154V73H153ZM177 74H178V73H177ZM187 74H188V73H185V72H184V73H182V75L180 74L181 76H180V75L178 76V77H179L178 80H177V84H178V85H179V83L183 82L184 80H187V78H188ZM238 74L240 75V73H238ZM40 75H41V74H40ZM68 75H69V74H68ZM158 75H160V73H158ZM197 75H198V74H197ZM197 75H196V76H197ZM243 75H244V74H243ZM245 75H246V74H245ZM250 75H251V74H250ZM262 75H263V74H262ZM43 76H44V75H43ZM60 76H61V75H60ZM116 76H117V75H116ZM132 76H133V75H132ZM194 76H195V75H194ZM52 77H53V76H52ZM113 77H115V76L113 75ZM138 77H139V76H138ZM238 77H239V76H238ZM242 77H243V76H242ZM242 77H241V78H242ZM262 77H263V76H262ZM262 77H260V75H259V80H258V81H260V80H261V81H262V80L264 81V77H263V78H262ZM55 78H59V77L57 76V77H54V79H55ZM77 78H78V77H77ZM148 78H147V79H148ZM245 78H246V77H244V79H245ZM248 78H249V77H248ZM250 78H251V77H250ZM47 79H48V78H47ZM131 79H132L133 81H131ZM192 79H193V78H192ZM237 79H238V78H237ZM27 80H28V79H27ZM49 80H50V79H49ZM85 80H84V81H85ZM102 80H103V79H102ZM102 80H101V81H102ZM117 80H119V79H117ZM129 80L131 81V82H129V83H131V84H132V82H134L133 85H130V89L134 88L133 86H135V84H136V86H137L138 83H135V81H134V76L128 78L127 81H129ZM171 80H173V79L171 78ZM193 80H194V79H193ZM241 80H242V79H241ZM248 80H249V79H248ZM104 81H105V80H104ZM162 81H163V80H162ZM166 81H167V80H166ZM168 81H169V80H168ZM191 81H192V80H191ZM191 81H190V82H191ZM222 81H223V80H222ZM237 81H238V80H237ZM237 81H236V82H237ZM243 81H244V80H243ZM249 81H250V80H249ZM249 81H248V82H249ZM82 82H83V81H82ZM106 82H107V81H106ZM236 82H235V83H236ZM245 82H246V81H245ZM118 83H119V82H118ZM123 83H124V82H122V84H123ZM129 83H127V84H129ZM165 83H166V82H165ZM165 83L163 84V86L166 85ZM171 83H173V82L169 81V82L167 83L166 86H168V85L170 86ZM175 83H176V82H175ZM183 83H184V82H183ZM191 83H192V82H191ZM257 83H258V82H257ZM22 84H23V83H22ZM31 84H32V83H31ZM51 84H52V83H51ZM51 84H50V85H51ZM140 84H141V83H140ZM145 84H146V83H145ZM173 84H174V83H173ZM188 84H189V83H188ZM237 84H239V83H237ZM246 84H247V83H246ZM261 84H262V83H261ZM25 85H26V84H25ZM32 85H33V84H32ZM47 85H48V84H47ZM105 85H106V84H105ZM123 85H124V84H123ZM174 85H175V84H174ZM248 85H249V84H248ZM262 85H264V83H263ZM21 86H23V85H21ZM72 86H73V85H72ZM144 86H145V85H144ZM148 86H149V85H148ZM150 86H151V85H150ZM163 86H162V87H163ZM166 86H164L163 88L161 87L162 90L159 89V91H157V93H158V92H160V93L162 92V93H163L164 88H165ZM189 86H190V84H189ZM212 86H211V87H212ZM246 86H247V85H246ZM30 87H31V86H30ZM53 87H55V86H53ZM91 87H92V86H91ZM153 87H154V84H153ZM173 87H174V86H173ZM176 87H177V86H176ZM184 87H185V86H184ZM208 87H209V86H208ZM213 87H212V88H213ZM251 87H252V86H251ZM251 87H250V89H251ZM253 87H254V89L256 90V87H257V86H256V87L253 86ZM253 87H252V88H253ZM55 88H56V87H55ZM63 88H64V86L62 87V89H63ZM86 88H87V87H86ZM100 88H101V87H100ZM105 88H106V87H105ZM141 88H142V87H141ZM155 88H156V87H155ZM190 88H191V87H190ZM209 88H210V87H209ZM93 89H96V88H93ZM127 89H129V88H126V90H127ZM130 89H129V90H130ZM153 89H154V88H153ZM166 89H167V88H166ZM174 89H175V88H174ZM247 89H248V87H247ZM254 89H253V90H254ZM258 89H259V92H257V93H258L257 96H260L259 94H263V95H264V86H261V87L258 88ZM4 90H5V89H4ZM102 90H103V89H102ZM122 90H123V89H122ZM156 90H157V89H156ZM171 90H172V89H171ZM186 90H187V89H186ZM186 90H185V91H186ZM199 90H200V89H199ZM215 90H216V88H215ZM245 90H246V89H245ZM255 90H254V91L251 90V91H252V92H255ZM31 91H32V89H31V90L26 89V88L23 89V87H21V89L18 91V92H19L18 94H20L21 99L23 98L24 101H23L22 104L20 103V105L18 106L17 110H18V109L21 110L23 107L25 108V106H27L29 103H31V102L33 101V97H34V96H33V94H32ZM36 91H37V90H36ZM62 91H63V90H62ZM69 91H70V90H69ZM179 91H181V90H179ZM183 91H184V90H183ZM196 91H197V90H196ZM201 91H203V90H201ZM246 91H247V90H246ZM83 92H84V91H83ZM105 92H106V91H105ZM105 92H104V93H105ZM127 92H128V91H127ZM134 92H135V90H134ZM153 92L155 93V89L153 90ZM207 92H208V91H207ZM209 92H210V91H209ZM209 92H208V93H209ZM244 92H245V91H244ZM101 93H102V92H100V93H98V94H101ZM107 93H108V99H110L109 97H110V95H112V90L108 91ZM91 94H92V93H91ZM93 94H94V92H93ZM158 94H159V93H158ZM170 94H173V92H171ZM174 94H175V92H174ZM195 94H196V93H195ZM195 94H194V95H191V96L194 97ZM198 94H199V93H198ZM204 94H205V93H204ZM55 95H56V94H55ZM67 95H68V94H67ZM78 95H79V93H78ZM116 95H117V94H116ZM118 95H119V94H118ZM120 95H121V94H120ZM125 95H126V94H124V96H125ZM127 95H128V93H127ZM168 95H169V94H168ZM175 95H176V94H175ZM202 95H203V94H202ZM202 95H201V96H202ZM255 95H256V94H255ZM100 96H101V95H100ZM100 96L98 95V98H99ZM124 96L121 97V98H120V97H117V98H118V100L116 99L117 102L119 101L121 104H123L122 101H126V100H127V99H126L127 97H126V96L124 97ZM129 96H130V95H129ZM149 96H150V94H149ZM198 96H199V95H198ZM198 96H197V97H198ZM9 97H10V96H9ZM111 97H112V96H111ZM169 97H170V96H169ZM189 97H190V96H189ZM193 97H190V98H193ZM203 97H204V95H203ZM235 97H238V100L240 99V101H239V102H238V101H235L236 103H235L234 105L231 106V105H230V104H231V101H233V98H235ZM252 97H253V96H252ZM3 98H5V97H3ZM53 98H54V97H53ZM55 98H56V97H55ZM98 98H97L96 103H98V101L101 100V98H99V99H98ZM102 98H103V97H102ZM187 98H188V97H187ZM190 98H189V99H190ZM200 98H201V97H200ZM250 98H251V97H250ZM259 98H260V97H259ZM259 98H258V99H259ZM21 99H20V100H21ZM34 99H35V98H34ZM108 99H107V100H108ZM166 99H167V98H166ZM231 99H232V100H231ZM241 99H243V100L245 101V103L242 104V103H241V101H242ZM254 99H256V96H255ZM258 99H257V100H258ZM260 99H261V98H260ZM0 100H1V99H0ZM6 100H8V99H6ZM12 100H13V99H12ZM37 100H38V97H37ZM40 100H41V99H40ZM54 100H55V99H54ZM113 100H114V99H113ZM235 100H236V99H235ZM262 100H263V99H262ZM262 100H260V101H262ZM8 101H9V100H8ZM8 101H5V102H8ZM105 101H106V100H105ZM108 101H110V100H108ZM108 101L105 102L103 105L101 104V105L103 106V108H104V107H107V106H106L107 104H111V103H110L111 101H110L109 103H108ZM165 101H166V100H165ZM165 101H164V102H165ZM168 101H169V99H168ZM171 101H172V99H171ZM186 101H188V100L186 99ZM189 101H190V100H189ZM198 101L200 102L199 99H198ZM202 101H203V100H202ZM202 101H201V102H202ZM204 101H205V100H204ZM206 101H207V100H206ZM206 101H205V102H206ZM213 101H212V102H213ZM247 101H248V100H247ZM255 101H256V100H255ZM263 101H264V100H263ZM5 102H4V101H0V104H1L0 106L2 107V105L7 104V103H5ZM41 102H42V101H41ZM41 102H40V103H39V102L37 103L36 100L33 101V106H32V107H33V109H36L37 107H40V108L42 109V110H40V116L45 117V118H46L47 116H49L50 114L54 115L55 112H56V113H59V115H60L61 113H62L63 115H64V114L72 115L71 113H74V114H75V111H77V110H78V111H77L78 114H80V113L82 114V112H85V111L87 110V109L84 110V109L74 108L75 106H74V107H71V106H70V107H68V106L66 107V106L64 105L65 107H60L58 104H54V103H52V102H48V103H47V102H46V103H45V102L41 103ZM117 102H115V103H117ZM135 102H136V101H135ZM164 102H163V103H164ZM172 102L174 103V101H172ZM207 102H208V101H207ZM242 102H243V101H242ZM256 102H257V101H256ZM10 103H11V102H10ZM10 103H8V104H10ZM12 103H13V102H12ZM115 103H114V104H111V106L115 105ZM138 103H139V102H138ZM173 103H168V104H167V102H166L165 104L161 105L162 108H161V107H160V108H161L162 110L159 109V108L157 107V108L159 109V110H158V111H159L158 114H159V113H163V114L165 113V115L168 116L169 114L172 115L171 112H173V115H172V116L169 115V119L171 118L170 121H173L175 124H178V125L175 126V127H177V129L180 131V134H181V135H185V134H186V136H185V137L183 136V137H184V140L187 141V143H188L190 138H191V139H192L193 137L197 138V135L195 136V134L197 133V131L195 132V130H194V131L191 130V131H189V133H187L188 131H187V132L185 131V132H186V133H185L184 130H183V127H184L185 125H183L182 122L185 121V123H186V120L188 121L189 118H191L189 122H190L192 125H196V124L199 125L198 123H199L200 121L202 122V120H204V119L207 118V117H206V118L202 117L203 114L208 115L209 112H208V113H207V112H206V113L199 112V111H200L199 108L196 109V110H192V109H191V110L193 111L194 114L196 113L194 117L192 116V117H193V118H192L190 115H189V116H185L186 114H190V113H187V112H186V107H184V106H185V103H184V106H183V107H182L181 105H178V104L175 105V104H173ZM178 103H180V102H178ZM225 103H228L230 106H229L228 108H225V109H224L223 107H224V104H225ZM232 103H233V102H232ZM240 103H241V104H240ZM262 103H263V104H262ZM262 103H260V102H259L258 104L255 103V104H256L255 106H256V107H259V109L257 108V110H256V113H257L258 115H259L261 112L264 111V108H263V106H264V102H262ZM18 104H19V103H18ZM31 104H32V103H31ZM98 104H100V103H98ZM118 104H119V103H118ZM161 104H162V102H161ZM187 104H189V103L186 102V106H187ZM203 104H205V103H203ZM94 105H95V104H94ZM139 105H140V104H139ZM167 105H169V106H167ZM200 105H202V103H201ZM209 105H210V104H209ZM211 105H213V103H212ZM247 105H248V104H247ZM13 106H14V105H13ZM62 106H63V105H62ZM108 106H109V105H108ZM130 106H132V105H130ZM135 106H136V105H135ZM173 106H175V107H173ZM204 106H205V105H204ZM206 106H207V105H206ZM217 106H218V107H217ZM226 106H228V105H226ZM226 106H225V107H226ZM236 106H237V107H236ZM27 107H28V106H27ZM81 107H82V106H81ZM81 107H80V108H81ZM126 107H127V106H124V104H123V106H121L120 112L125 111ZM128 107H129V106H128ZM137 107H139V106L137 105ZM211 107L214 108L213 106H211ZM9 108H10V107H9ZM103 108H102V109H103ZM109 108H110V107H109ZM112 108H113V107H112ZM167 108H168V109H167ZM207 108H210V106H208ZM212 108H211V109H212ZM220 108H221V109H220ZM31 109H32V108H31ZM99 109H100V108H99ZM99 109L97 108V110H99ZM129 109H131V107H130ZM169 109H170V110H169ZM181 109L183 110L182 113H184V114H182V115H178V113H177V115H176V114L174 113V112H178V111H180ZM211 109H210V110H211ZM94 110H95V109H94ZM107 110H108V109H107ZM109 110H111V109H109ZM135 110H137L136 107H135ZM153 110H154V109H153ZM153 110H151V111L153 112ZM155 110H157V109H155ZM202 110H203V109H202ZM202 110H201V111H202ZM206 110H207V109H206ZM215 110H216V109L214 108V110H211V111H215ZM220 110H221V111H220ZM99 111H100V110H99ZM99 111H96V116L99 115V113H100ZM192 111H190V112L192 113ZM195 111H196V112H195ZM207 111H208V110H207ZM254 111H255V109H254ZM15 112H16V111H15ZM29 112H30V111H29ZM98 112H99V113H98ZM133 112H134V111H133ZM188 112H189V111H188ZM197 112H198V113H197ZM204 112H205V110H204ZM77 113H76V115H78ZM86 113H87V112H86ZM86 113H83V114H86ZM123 113H124V112H123ZM127 113H128V112H127ZM150 113H151V112H150ZM180 113H181V112H180ZM185 113H186V114H185ZM212 113H214V112H212ZM62 114H61V116H62ZM92 114H93V113H92ZM131 114H132V113H131ZM152 114H154V113H151V115H152ZM174 114H175V115H174ZM4 115H5V114H4ZM87 115H88V114H87ZM93 115H94V114H93ZM100 115L102 116V113H101ZM129 115H130V113H129ZM148 115H149V114H148ZM154 115H155V114H154ZM159 115H161V114H159ZM201 115H202V116H201ZM211 115H212V114H210V116H211ZM228 115H229V117H228ZM61 116H60V117H61ZM85 116H86V115H85ZM103 116H104V115H103ZM121 116H122V115H121ZM124 116H125V115H124ZM149 116H150V115H149ZM149 116H148V117H149ZM162 116H163V115H162ZM162 116H161V120L163 121L162 123H158V122H153V121H152L151 125L148 127V123H145V121H144L143 124L139 125V126L136 128V126H137V120H138V119H131L130 116H128L127 118H125V117H126V116H125L124 118L127 119V121H123V119L121 118L123 122H120L121 120L118 121V120L116 119V118H117V114H116V116H115V115H114V116L112 115V118H113V119L111 118L110 121H113V123L111 122V123H112V124L110 125V126H111V130H110L111 132H110L109 136H107V138H108L107 140L109 141L110 139H112V140L114 139V142L112 143L113 145L111 144V147L109 148V150H108L105 154H106V156H107V155L109 156L108 152H110V153L112 152L113 155H112L111 157L109 156V157H110V158H109L110 160H108V161H109L108 163L106 162V164L108 165V166H107V165H106V166H107L108 169H109V170H108V174H107V172H106L107 175H109L110 173H111V174L113 173V171H114L113 169H115L114 166L116 167V165L119 166V167H120V166L123 167L122 165H124V163L130 162V161L133 163V162H136L137 160H140V164H144V163H146V164H147V165H146V166H147V169H146V170H149V169H150L149 167L153 168V165H154V164L156 165V163H157V162L160 160V158H162L163 156L166 157V158L164 157L165 160H166V159L169 157V155H171V154H176V153H177L178 155L180 154L179 151H181L182 148H184L183 145H186V143L182 145V142H183V141H181L182 139H180V140L178 139L179 141H177V142H176V140H177V139H176L175 142L167 143V142H164V141H165V138L163 137L164 140H162L163 138L161 139L163 142H161V140L159 141V138L163 135V134H162L163 132H164L165 134H166V132H172V133H171L172 135H173V134L176 135V132H177V133L179 132L174 126H173V127H174L175 129H174L173 127L170 126V125H172L170 122L164 123V120H166V119H164L165 116H163V119H164V120H163V119H162ZM180 116H182V117H180ZM208 116H209V115H208ZM212 116H213V115H212ZM230 116H232L233 118H232V117L230 118ZM52 117H53V116H52ZM56 117H57V116H56ZM69 117H70V116H69ZM79 117H80V116H79ZM92 117H93V116H92ZM213 117H218V116L214 115ZM220 117H221V114H220ZM1 118H2V117H1ZM62 118H63V117H62ZM67 118H68V117H67ZM84 118H85V117H84ZM89 118H90V117H89ZM94 118H95V117H94ZM98 118H101V117L99 116ZM137 118H138V117H137ZM157 118H158V117H157ZM203 118H204V119H203ZM211 118H212V117H211ZM211 118H210V121H211ZM46 119H47V118H46ZM54 119H55V118H54ZM57 119H58V118H57ZM65 119H66V118H65ZM65 119H64V120H65ZM118 119H120V118H118ZM155 119H156V118H155ZM159 119H160V118H159ZM167 119H168V118H167ZM180 119H181V121H180ZM20 120L22 121L23 119H20ZM26 120H27V119H26ZM62 120H63V119H62ZM79 120H80V119H79ZM86 120H87V119H86ZM9 121H10V120H9ZM53 121H57V120H53ZM53 121H52V122H53ZM58 121H59V119H58ZM58 121H57L56 123H58ZM66 121H68V120H65V122H66ZM80 121H81V120H80ZM88 121H89V120H88ZM155 121H156V120H155ZM179 121H180V122H179ZM60 122H61V121H60ZM65 122L63 123V121H62V123H61V124L63 125V128H64V126H66V125H64ZM159 122H160V120H159ZM173 122H172V123H173ZM206 122H207V119L205 120V124H206ZM23 123H24V122H23ZM32 123H33V122H32ZM56 123H54V125L57 126ZM69 123H70V122H69ZM71 123H72V122H71ZM71 123H70V124H71ZM84 123H85V122H84ZM174 123H173V124H174ZM185 123H184V124H185ZM193 123H196V124H193ZM207 123H208V122H207ZM14 124H19V123L15 122ZM24 124H25V123H24ZM29 124H31V121L29 122ZM161 124H162V125H161ZM187 124H188V123H187ZM202 124H204V123H202ZM228 124H229V125H228ZM6 125H7V124H6ZM6 125H5V126H6ZM58 125H59V124H58ZM62 125H61V126H62ZM68 125H69V124H68ZM68 125H67V127H66L67 129H62V128H54V126H53L52 123H51V125H48V127L46 126L47 129L45 128V129H46L45 131L48 130V132H49L50 134L52 133V135H54L55 138H59L58 141H60V142L62 143V145H63V144L67 143L68 141H70V140L72 139L71 136H72L73 134L70 133V132L72 131V130H71L72 128L69 127ZM87 125H88V124H87ZM7 126H8V125H7ZM9 126L11 127V126H12V123H11V125H9ZM13 126H14V125H13ZM13 126H12V128H13ZM31 126H33V125L31 124ZM110 126L107 125V127H110ZM140 126L143 127V129H144L142 133L147 132L148 135H149V133H151V134H158V137L152 139L153 141H152V142L150 141L152 145L149 144L150 146L148 145V147L145 148V150H144V148L142 149L143 145H140L141 143H138V145H140V148H141L142 151H143V154H145V151H146V156L144 155V156L142 157V159L140 158L141 155H139V154H132L133 151H132V152H128V151H126V154H127V155H126V157H124V160H123V158H122L121 160H123V161H122V162L119 161V160H120L119 157L122 155V154H121V150H122L123 148L126 149V147H127V143H128V144L130 143V142H128L127 140H128V139H130V140L133 139V140H134L136 137H137V138L139 137V136H137L138 134L135 133L134 131H135L136 129H138ZM207 126H208V124H207ZM34 127H35V126H34ZM82 127H83V124H82L81 127H79L80 129H79L78 131H80V130L82 129ZM85 127H87V126H85ZM85 127H84V128H85ZM187 127H188V126H187ZM205 127H206V126H205ZM7 128H8V129H6L3 125L0 126V135H1L2 133H4L3 136H0V137L2 138V141H5V142H6V145H7V144H8V145H9V144L11 145L10 142H12V144H13V142H15V141L17 140V138L14 137V134H18V133H14V132H15L14 130L17 129V128H15V126H14V128H15V129L13 130L14 132H12V128H10L11 130L9 129V127H7ZM20 128H21V127H20ZM20 128H18V129H20ZM84 128H83V129H84ZM135 128H136V129H135ZM147 128H148V130H147ZM194 128H195V127H194ZM198 128H199V126H198ZM202 128H203V125H202ZM230 128H229V129H230ZM238 128H239V129H238ZM32 129H33V128H32ZM35 129H36V128H35ZM83 129H82V130H83ZM92 129H93V128H92ZM92 129H91V130H92ZM104 129H105V127H104ZM106 129H107V128H106ZM108 129H109V128H108ZM189 129H190V127H189ZM189 129H188V130H189ZM196 129H197V128H196ZM258 129H261V132H260V133L258 132ZM63 130H66V131H67V133H68L67 136L69 135L68 137H67L66 135H65L66 137H63L64 133H66V132L63 131ZM70 130H71V131H70ZM185 130H186V127H185ZM201 130L203 131V129H201ZM207 130H209V128H208ZM217 130H218V129H217ZM232 130H233V129H232ZM234 130H233V131H234ZM4 131H5V132H4ZM62 131H63L64 133H63ZM68 131H69V132H68ZM89 131H90V130H89ZM101 131H102V128H101ZM175 131H176V132H175ZM192 131H193V132H192ZM214 131H215V130H214ZM17 132H18V131H17ZM42 132H43V131H42ZM73 132L75 133L74 130H73ZM73 132H72V133H73ZM103 132H104V130H103ZM103 132H102V133H103ZM174 132H175V133H174ZM208 132H209V131H208ZM208 132H207V133H208ZM223 132H224V131H223ZM231 132H232V131H231ZM20 133H21V132H20ZM20 133H19V134H20ZM60 133H61V135L58 136ZM62 133H63V134H62ZM92 133H93V132H92ZM92 133L89 134V137L92 136L91 138L93 139V141H94L95 144H97V142H95V141H96V140L98 141L97 138H99V137H100L101 139H103V140L106 139L105 136L103 137V134H104V133H103V134L101 133V135L99 134V136H96L94 133H93V134H92ZM99 133H100V132H99ZM200 133H201V132H200ZM207 133H206V134H207ZM229 133H230V132H229ZM70 134H71V135H70ZM147 134H145V136H146ZM202 134L205 135L204 133H201L200 135H202ZM220 134H221V133H220ZM233 134H234V133H233ZM236 134H237V133H236ZM253 134H252V135H253ZM20 135H21V134H20ZM42 135H43V134H42ZM78 135H79V134H78ZM168 135H170V134H168ZM198 135H199V133H198ZM252 135H251V136H252ZM16 136H17V135H16ZM57 136H58V137H57ZM76 136H77V135H76ZM83 136H84V135H83ZM143 136H144V135H143ZM225 136H226V135H225ZM238 136H239V135H238ZM257 136H256V137H257ZM18 137H19V135H18ZM52 137H53V136H52ZM167 137H169V136H167ZM172 137H174V136H172ZM199 137H200V136H199ZM199 137H198V138H199ZM201 137H202V136H201ZM204 137H205V136H203L202 138H204ZM234 137H235V136H234ZM234 137H233V138H234ZM236 137H237V136H236ZM242 137H243V136H242ZM242 137H241V138H242ZM13 138H16V140L13 141ZM22 138H23V137H22ZM24 138H25V137H24ZM53 138H54V137H53ZM79 138H80V137H79ZM87 138H88V136H87ZM87 138H86V139H87ZM100 138H99V139H100ZM104 138H105V139H104ZM148 138H149V137H148ZM174 138H176V137H174ZM205 138H207V137H205ZM217 138H220V137H217ZM241 138H240V140H243V139H244V137H243L242 139H241ZM84 139H85V138H84ZM92 139H91V140H92ZM101 139H100V140H101ZM166 139H167V138H166ZM211 139H212V138H210L209 140L211 141ZM221 139H222V137H221ZM225 139H226V138H225ZM230 139H232V137H231ZM234 139H235V138H234ZM237 139H238V137H237ZM42 140H43V139H42ZM133 140H131V141H133ZM135 140H136V139H135ZM167 140H168V139H167ZM167 140H166V141H167ZM170 140H171V139H170ZM203 140H204V139H203ZM217 140H219V139H216L215 141H217ZM238 140H239V139H238ZM238 140H237V142L239 143ZM75 141H77V140L75 139ZM78 141H79V140H78ZM93 141H90V143L92 144ZM195 141L197 142L198 139H197V140L195 139ZM201 141H202V140H200V142H201ZM204 141H206V139H205ZM204 141H203V142H204ZM215 141H214V142H215ZM223 141H224V140H223ZM225 141H226V140H225ZM231 141H234V140H231ZM235 141H236V140H235ZM253 141H254V140H253ZM253 141H252V142H253ZM258 141H259V140H258ZM17 142H18V141H17ZM17 142H15V143H17ZM85 142H86V140H85ZM98 142H99V141H98ZM133 142H134V143H133V145H134V144H135V141H133ZM142 142H144V141H142ZM170 142H171V141H170ZM191 142H192V141H191ZM191 142H190V143H191ZM196 142H195V143H196ZM218 142L220 143V140H219ZM218 142H215V143H218ZM226 142H227V141H226ZM240 142H241V141H240ZM242 142H243V141H242ZM255 142H256V141H255ZM261 142H262V141H261ZM263 142H264V141H263ZM57 143H58V142H55L54 144H52V145L49 146V147H50V148H53L55 145H57ZM61 143H60V144H61ZM69 143H70V142H69ZM90 143H89V144H90ZM101 143H102V142H101ZM103 143H104V142H103ZM103 143H102V144H103ZM105 143H106V142H105ZM131 143H132V142H131ZM192 143H193V142H192ZM212 143H213V141H212ZM219 143H218V144H219ZM244 143H245V142H244ZM246 143H247V142H246ZM0 144H1V143H0ZM43 144H44V143H43ZM72 144H73V143H72ZM74 144H75V143H74ZM76 144H77V143H76ZM87 144H88V143H87ZM95 144H94V145H95ZM121 144H122V145H121ZM142 144H143V143H142ZM201 144H202V143H201ZM213 144H214V143H213ZM220 144H221V143H220ZM236 144H237V143H236ZM236 144H235V145H236ZM249 144H250V143H249ZM261 144H262V143H261ZM261 144H259V146H261ZM4 145H5V143H4ZM4 145H2V146H4ZM17 145H18V144H17ZM41 145H42V144H41ZM41 145H40V146H41ZM44 145H45V144H44ZM100 145H101V144H100ZM100 145H99V146H100ZM133 145H131L130 147H132ZM138 145H136V146L139 148ZM145 145H146V144H145ZM193 145H194V143H193ZM193 145L191 144V146H193ZM197 145H198V144H197ZM227 145H229V144H227ZM232 145H233V144H232ZM237 145H238V144H237ZM237 145H236V147H235V146H234V147L238 150L239 148H237ZM246 145H247V144H246ZM251 145H252V144H251ZM64 146H65V145H64ZM70 146H73V145L69 144V148H71ZM101 146H102V145H101ZM188 146H189V145H188ZM191 146H190V147H191ZM238 146L241 147V145H238ZM259 146H258L257 148H260ZM263 146H264V143H263ZM41 147H42V146H41ZM43 147H45V146H43ZM55 147H56V146H55ZM60 147H61V146H60ZM74 147H75V146H74ZM103 147H104V146H103ZM137 147H136V148H137ZM215 147H216V146H215ZM218 147H219V145H218ZM221 147H222V146H221ZM225 147H226V145H225ZM231 147H232V146H231ZM1 148H2V147H1ZM6 148H7V147H6ZM6 148H3V150L6 149ZM9 148H10V147H9ZM46 148H47V145H46ZM95 148H96L95 146H91V145H83V146H82V149H83V150H84V149H88V151L86 150L85 153H84L83 155H79L78 152L75 153L74 155H71V156H70V159H72V160H69V161H70L69 164L71 165L70 168L73 167V166H75L74 168H76V167H77V168H81V167L84 168L85 165H86V166H87V165H88V166L90 165V167H93V168H94V166L97 167V166L101 165L102 163H104L103 156L100 157L101 154H100L99 156H97V155H96V152H95V151H96ZM101 148H102V147H101ZM128 148H129V147H128ZM133 148L135 149V147H132V149H133ZM185 148H186V146H185ZM187 148H188V147H187ZM201 148H202V147H201ZM241 148L244 149V147H241ZM47 149H48V148H47ZM77 149H78V148H77ZM79 149H80V148H79ZM82 149H80V150H82ZM96 149H97V148H96ZM103 149H104V148H103ZM107 149H108V148H107ZM107 149H106V150H107ZM188 149H190V148H188ZM213 149H214V148H213ZM219 149H220V148H219ZM219 149H218V150H219ZM221 149L223 150V148H221ZM1 150H2V149H0V152H1ZM11 150H12V149H11ZM48 150H51V149H48ZM59 150H60V149H59ZM97 150H98V149H97ZM196 150H197V149H196ZM198 150H199V148H198ZM201 150H202V149H201ZM215 150H216V149H215ZM225 150H226V149H225ZM232 150H233V147H232ZM253 150H254V149H253ZM44 151H45V149H44ZM93 151H94V152H93ZM98 151H99V150H98ZM130 151H131V150H130ZM193 151H194L195 154H196V151H195V150H193ZM193 151H192V152H193ZM234 151H235V150H234ZM239 151H241V150H239ZM251 151H252V150H251ZM254 151H256V150H254ZM254 151H253V152H254ZM15 152H16V151H15ZM52 152H53V151H52ZM66 152H67V151H66ZM119 152H120V153H119ZM135 152H136V150H135ZM198 152H199V151H198ZM208 152H209V151H208ZM208 152H207V154H208ZM213 152H214V151H213ZM220 152H221V151H220ZM220 152H219V153H220ZM236 152H237V151H236ZM236 152H235V153H236ZM248 152H249V151H248ZM257 152H258V151H257ZM261 152H262V151H261ZM261 152H260V153H261ZM3 153H4V152H3ZM3 153H2V154H3ZM35 153H36V151H35ZM43 153H44V152H43ZM50 153H51V152H50ZM199 153H201V152H199ZM210 153H211V152H210ZM223 153H224V152L222 151L221 154H223ZM225 153H226V152H225ZM229 153H230V152H229ZM232 153H233V151H232ZM240 153H241V152H240ZM240 153H239V154H240ZM255 153H256V152H255ZM0 154H1V153H0ZM5 154H6V153H5ZM72 154H73V153H72ZM103 154H104V153H103ZM120 154H121V155H120ZM141 154H142V152H141ZM143 154H142V155H143ZM181 154H182V153H181ZM195 154H194V155H195ZM202 154H204V152H202ZM202 154H201V155H202ZM207 154H206V155H207ZM215 154H218V153L215 152ZM221 154H220V156H222ZM237 154H238V153H237ZM251 154H252V153H251ZM251 154H250V155H251ZM39 155H40V154H39ZM39 155H38V156H39ZM41 155H42V154H41ZM50 155H51V154H50ZM178 155H177V156H178ZM196 155H197V154H196ZM206 155H205V156H206ZM232 155H233V154H232ZM232 155H231V156H232ZM240 155H241V154H240ZM240 155H238V156H240ZM245 155H246V154H245ZM18 156H20V155H18ZM36 156H37V155H36ZM36 156H34V157H36ZM66 156H67V155H66ZM106 156H105V157H106ZM122 156H123V155H122ZM124 156H125V153H124ZM139 156H140V157H139ZM183 156H184V155H183ZM198 156H199V155H198ZM215 156H216V155H215ZM228 156H229V155H228ZM231 156H230V157H231ZM235 156L237 157V155H235ZM235 156L233 157V159L235 158ZM252 156H254V154H253ZM257 156H258V155H257ZM257 156H256V158H257ZM0 157H1V156H0ZM8 157H9V156H8ZM25 157H26V156H25ZM61 157H63V156H61ZM175 157H176V156H175ZM201 157H202V156H201ZM225 157H226V155H225ZM243 157H244V156H243ZM243 157H242V158H243ZM262 157H263V156H262ZM120 158H121V157H120ZM177 158H178V157H177ZM204 158H205V157H204ZM226 158H227V157H226ZM242 158H241V159H242ZM256 158H255L254 160H256ZM258 158H259V157H258ZM9 159H10V158H9ZM62 159H63V158H60V156H59V161H58V162L56 161L57 164H55V165H57V166H59V164L61 165V164L63 163ZM118 159H119V160H118ZM222 159H224V158H222ZM228 159H229V157H228ZM231 159H232V157H231ZM231 159H230V160H231ZM243 159H244V158H243ZM247 159H248V158H247ZM3 160L6 161L7 159H6V160H5V159H2L1 161L4 162ZM30 160H31V159H30ZM34 160H35V159H34ZM163 160H164V159H163ZM168 160H169V159H168ZM224 160H225V159H224ZM234 160H235V159H234ZM16 161H17V160H16ZM25 161H26V160H25ZM32 161H33V160H32ZM105 161H106V160H105ZM222 161H223V160H222ZM228 161H229V160H228ZM239 161H240L241 164H243L244 162H246V160H243V162H241V160H239ZM247 161H248V160H247ZM256 161H257V160H256ZM259 161H260V160H259ZM8 162H9V160H8ZM8 162H5L4 164L2 163L3 165L0 164V168L2 169V168H4V166L7 167L6 165H7V164H8V165L10 164V163H8ZM14 162H15V161H14ZM18 162L20 163V160H19ZM123 162H124V163H123ZM163 162H164V161H163ZM163 162H162V163H163ZM231 162H233V160H232ZM251 162H252V161H251ZM253 162H255V161H253ZM262 162H263V161H262ZM15 163H16V162H15ZM22 163H23V162L21 161V163H20L19 166H23ZM41 163H42V162H41ZM121 163H122V165H118V164H121ZM220 163L222 164L221 161H220ZM238 163H239V162H238ZM238 163H237V164H238ZM248 163H249V162H248ZM256 163H257V162H256ZM26 164H27V162H26ZM26 164H25V166H28V165H26ZM45 164H46V163H45ZM140 164H139V167H140ZM179 164H180V163H179ZM179 164H178V165H179ZM246 164H247V162H246ZM253 164H254V163H253ZM253 164H252V165H253ZM12 165H13V164H11L10 166H12ZM15 165H17V164H15ZM103 165H104V164H103ZM155 165H154V167H157V166H158V165H157V166H155ZM193 165H194V164H193ZM201 165H202V164H201ZM252 165H251V166H252ZM258 165H259V164H258ZM258 165H257V166H258ZM2 166H3V167H2ZM19 166H18V167H19ZM53 166H54V165H53ZM57 166H56V167H57ZM106 166H105V167H106ZM124 166H125V165H124ZM144 166H145V165H144ZM146 166H145V167H146ZM188 166H189V165H188ZM199 166H200V165H199ZM244 166H245V165H244ZM249 166H250V165H249ZM254 166H255V165H254ZM13 167H15V166L13 165ZM28 167H29V166H28ZM67 167H68V166H67ZM90 167H86V169H84V171H88V168H90ZM96 167H95V168H96ZM100 167H101V166H100ZM100 167H99V168L97 167L98 170L100 169ZM177 167H178V166H177ZM179 167H181V166H179ZM235 167H236V166H235ZM238 167H239V166H238ZM238 167H237V168H238ZM19 168H20V167H19ZM21 168H24V167H21ZM51 168H52V167H51ZM54 168H55V167H54ZM68 168H69V167H68ZM93 168H92V169H93ZM95 168H94L93 171H95V172L97 173L98 171H97ZM129 168H130V167H129ZM157 168H158V167H157ZM175 168H176V167H175ZM192 168H193V167H192ZM27 169H28V168H27ZM101 169H103V168H101ZM117 169H118V168H117ZM126 169H127V168H126ZM159 169H160V167H159ZM180 169H181V168H180ZM180 169H179V170H180ZM227 169H229V168H227ZM230 169H231V168H230ZM230 169H229V170H230ZM253 169H254V168H253ZM7 170H8V167H7ZM20 170H21V169H19V171H16V173H19ZM31 170H32V169H31ZM73 170H74V169H73ZM115 170H116V169H115ZM132 170H133V169H132ZM151 170H152V169H151ZM175 170H176V169H175ZM197 170H198V169H197ZM1 171L4 172V171H6V170H5V169H4V170L2 169ZM1 171H0V172H1ZM28 171H29V170H27V172H28ZM77 171H78V170H77ZM79 171H80V170H79ZM81 171H82V170H81ZM81 171H80V172H81ZM106 171H107V170H106ZM170 171H171V170H170ZM241 171H243V170H241ZM245 171H246V170H245ZM21 172H22L21 174L23 175V174H24L23 171H21ZM69 172H70V171H69ZM89 172H90V170H89ZM91 172H92V171H91ZM117 172H118V171H117ZM127 172H128V171H127ZM129 172H130V171H129ZM142 172H143V171H142ZM142 172H141V173H142ZM144 172H146V171L144 170ZM168 172H169V171H168ZM192 172H195V171L192 170ZM224 172H226V170H225ZM231 172H232V171H231ZM16 173H15V175H16ZM30 173H31V172H30ZM30 173H29V176H30ZM76 173H77V172H75V174H76ZM81 173L84 174V173H86V172H81ZM81 173H77V175H79V176L76 177V178H74L75 181L72 179L73 176L69 175V173H65L64 176L60 177V179L58 180V187H56V188H54V189H51L52 200L55 201V199L53 198V196H54L53 194L56 193L58 196H61L62 192H63L64 190H65V191L67 190V188H68L67 185L69 186V183H70L71 181H73V183H75V184H76V182H77V179H79V180L81 179V180L79 181V184H80V182L82 183V181L85 182L86 180H84V179L86 178V176L83 175V176L81 177V176H80ZM119 173H120V172H119ZM170 173H171V172H170ZM175 173H177V172H175ZM226 173H227V172H226ZM3 174H5V173H3ZM21 174H20V175H21ZM25 174H26V173H25ZM25 174H24V176H25ZM60 174H61V173H60ZM90 174H91V173H90ZM102 174H103V173H102ZM128 174H129V173H128ZM138 174H139V173H138ZM166 174H167V172H166ZM168 174H169V173H168ZM184 174H185V173H184ZM200 174H201V173H200ZM15 175H14V176H15ZM56 175H57V174H56ZM77 175H76V176H77ZM81 175H82V174H81ZM119 175H120V174H119ZM125 175H126V174H125ZM174 175H175V174H174ZM174 175H173V177L175 178ZM177 175H178V174H177ZM180 175H181V173H180ZM192 175H193V174H192ZM194 175H195V174H194ZM14 176L10 175L11 178H13ZM24 176H23V177H20V178L23 179ZM74 176H75V175H74ZM128 176H129V175H127V177H128ZM136 176H137V174H136ZM182 176H184V175L182 174ZM196 176H199V175H196ZM25 177H26V176H25ZM89 177H90V175H89ZM107 177H108V176H107ZM117 177H118V176H117ZM119 177H120V176H119ZM121 177H122V176H121ZM127 177H126V178H127ZM134 177H135V176H134ZM140 177H141V176H140ZM146 177H147V176H146ZM163 177H164V176H163ZM193 177H194V176H192V179H193ZM16 178H17V176L14 178V181H15V182L17 181ZM26 178H29V177L27 176ZM113 178H115V177H113ZM113 178H112V180H113ZM126 178H125V179H126ZM136 178H137V177H136ZM138 178H139V177H138ZM143 178H144V177H143ZM177 178H178V177H177ZM197 178H198V177H197ZM22 179H21V180H22ZM24 179H25V178H24ZM35 179H36V178H35ZM89 179H90V178H89ZM93 179H94V178H93ZM95 179H96V178H95ZM95 179L92 180L93 183L91 182V185H93V184H95V183L97 182V180L95 181ZM101 179H102V178H101ZM101 179H100V180H101ZM106 179H107V178H105V180H106ZM110 179H111V178H110ZM128 179H129V178H128ZM156 179H158V178H156ZM181 179H183V178H181ZM184 179H185V177H184ZM190 179H191V178H190ZM205 179H206V178H205ZM6 180H7V179H6ZM8 180H10V178H8ZM18 180H19V179H18ZM31 180H32V179H31ZM90 180H91V179H90ZM165 180H166V179H165ZM176 180H177V179H176ZM188 180H189V179H188ZM194 180H195V178H194ZM0 181H1V180H0ZM12 181H13V180H12ZM12 181H11V182H12ZM14 181H13V182H14ZM29 181H30V180H29ZM116 181H117V180H116ZM169 181H171V180H169ZM192 181H193V180H192ZM11 182L9 181V183H11ZM17 182H18V181H17ZM23 182H24V181H23ZM32 182H34V181H32ZM109 182H110V181H109ZM111 182H112V181H111ZM166 182H167V181H166ZM179 182H180V181H179ZM185 182H186V181H185ZM190 182H191V181H190ZM3 183H4V182H3ZM3 183H2V184H3ZM19 183H22V181H19ZM19 183H18V185L13 186V191H16V190L14 189V187H17V186H20V185L22 186V185H23V183L20 184V185H19ZM113 183H114V182H113ZM118 183H119V182H118ZM118 183H117V184H118ZM161 183H162V182H161ZM170 183H171V182H170ZM201 183H202V182H201ZM0 184H1V183H0ZM7 184H8V183H7ZM13 184H15V183H12V185H13ZM24 184H25V182H24ZM27 184H28V182H27ZM27 184H26L25 186H27ZM77 184H78V182H77ZM77 184H76V185H77ZM104 184H105V183H104ZM104 184H103V185H104ZM108 184H110V183H107L106 185L108 186ZM114 184H116V183H114ZM117 184H116V185H117ZM172 184H173V183H172ZM180 184H183V183H180ZM188 184H189V183H188ZM5 185H6V183H5ZM5 185H2V186L4 187ZM29 185H30V184H29ZM29 185H28V186H29ZM80 185H81V184H80ZM89 185H90V183L88 184V186H89ZM103 185H102V186H103ZM116 185H113V186H116ZM119 185H120V184H119ZM127 185H128V184H127ZM132 185H133V184H132ZM149 185H150V184H149ZM151 185H152V184H151ZM163 185H164V184H163ZM175 185H176V183H175ZM190 185H191V184H190ZM6 186H7V185H6ZM6 186H5V187H6ZM25 186H24V187H25ZM28 186H27V187H28ZM31 186H32V185H31ZM74 186H75V185H74ZM100 186H101V183H100ZM136 186H137V185H136ZM182 186H183V185H182ZM184 186H185V185H184ZM188 186H189V185H188ZM188 186H187V187H188ZM3 187H2V188H3ZM5 187H4V188H5ZM22 187H23V186H22ZM24 187L21 188V189L23 190ZM66 187H67V188H66ZM71 187H72V186H71ZM75 187H78V186H75ZM79 187H80V186H79ZM103 187H104V186H103ZM111 187H112V186H111ZM169 187H170V185H169ZM185 187H186V186H185ZM187 187H186V188H187ZM189 187H190V186H189ZM197 187H198V186H197ZM18 188L20 189V187H18ZM65 188H66V189H65ZM109 188H110V187H109ZM113 188H114V187H112V190H113ZM117 188H118V187H117ZM119 188H120V186H119ZM119 188H118V189H119ZM177 188H179V187H177ZM6 189H7V188H6ZM10 189H12V187H11ZM27 189H29V188H27ZM31 189H32V188H31ZM47 189H48V188H47ZM115 189H116V188H115ZM115 189H114V190H115ZM188 189H189V188H188ZM2 190H4V189H2ZM17 190H18V189H17ZM32 190H33V189H32ZM37 190H38V189H37ZM37 190H36V191H37ZM147 190H148V189H147ZM24 191H25V190H24ZM30 191H31V190H30ZM40 191H41V190H40ZM44 191H45V190H44ZM48 191H49V193H50V190H48ZM65 191H64V193H65ZM71 191H73V190H71ZM74 191H75V190H74ZM106 191H108V189L105 190V192H106ZM178 191H179V190H178ZM182 191H183V190H182ZM0 192H1V191H0ZM7 192L9 193V191H7ZM16 192H17V191H16ZM16 192H15V193H16ZM19 192H21V190H20ZM19 192H18V193H19ZM25 192H28V190L25 191ZM25 192H23V193H25ZM33 192H34V191H33ZM33 192H32V193H33ZM84 192H85V190H84ZM109 192H110V189H109ZM114 192H115V191H114ZM119 192H120V191H119ZM148 192H150V191H147L146 194H148ZM194 192H195V191H194ZM1 193H2V192H1ZM3 193H4V192H3ZM8 193H7V195H8ZM15 193H14V194H15ZM18 193H16V194H18ZM32 193H30V194H32ZM45 193H46V192H45ZM47 193H48V192H47ZM184 193H185V192H184ZM10 194H11V193H10ZM33 194H34V193H33ZM56 194H55V195H56ZM105 194H107V192H106ZM119 194H120V193H119ZM144 194H145V193H144ZM151 194H152V192H151ZM151 194H150V195H151ZM153 194H154V193H153ZM164 194H165V193H164ZM0 195H2V196L5 195V196L7 197L6 194H0ZM11 195H13V194H11ZM25 195H26V194H25ZM28 195H29V193H28ZM37 195H38V194H37ZM37 195H36V196H37ZM47 195H48V194H47ZM69 195H70V194H69ZM72 195H73V194H72ZM130 195H131V194H130ZM156 195H157V194H156ZM9 196H10V195H9ZM16 196H17V195H16ZM23 196H24V195H23ZM29 196H30L31 199H32L33 197H35V195H34V196H33V195H32V196L29 195ZM29 196H28V197H29ZM63 196H65V195L63 194ZM93 196H94V195H93ZM116 196H117V195H116ZM139 196H140V195H139ZM165 196H166V195H165ZM6 197H5V198H6ZM10 197H13V196H10ZM21 197H22V196H21ZM26 197H27V196H26ZM54 197L58 198L57 196H54ZM69 197H70V196H68V198H69ZM87 197H88V196H87ZM106 197H107V196H106ZM127 197H128V196H127ZM17 198H18V197H17ZM17 198H16V199H17ZM22 198H23V197H22ZM30 198H29V199H30ZM35 198H37V197H35ZM38 198H39V197H38ZM38 198H37V199H38ZM49 198H51V197H49ZM49 198H48V199H49ZM60 198H61V197H60ZM68 198H67V199H68ZM111 198H112V197H111ZM120 198H121V197H120ZM122 198H123V197H122ZM140 198H141V196H140ZM27 199H28V198H27ZM31 199H30V200H31ZM40 199H41V198H40ZM43 199H44V198H43ZM64 199H65V201H66V197H64ZM69 199H70V198H69ZM71 199L73 200V198H71ZM71 199H70V200H71ZM86 199H87V198H86ZM125 199H126V198H125ZM156 199H157V198H156ZM4 200H5V199H4ZM4 200H3V201H4ZM7 200H8V199H7ZM7 200H6V201H7ZM9 200H10V199H9ZM13 200H14V199H13ZM13 200H12L11 202H13ZM38 200H39V199H38ZM49 200L51 201V199H49ZM76 200H77V199H76ZM80 200H81V199H80ZM80 200L78 199V201H80ZM110 200H111V199H110ZM122 200H123V199H122ZM6 201H4V202H6ZM14 201H15V200H14ZM32 201H33V200H32ZM54 201H52V202H54ZM62 201H64V200H62ZM96 201H97V200H96ZM151 201H152V200H151ZM38 202H39V201H38ZM59 202H60V201H59ZM67 202H68V200H67ZM72 202H73V201H72ZM74 202H75V200H74ZM74 202H73V203H74ZM84 202H85V203H88L89 201L82 200V203H83V204H84ZM93 202H94V201H93ZM148 202H149V201H148ZM9 203H10V202H9ZM47 203H49V202L47 201ZM62 203H63V202H62ZM80 203H81V202H80ZM128 203H129V202H128ZM139 203H140V202H139ZM50 204H51V203H50ZM52 204H53V203H52ZM54 204H55V203H54ZM54 204H53V205H54ZM69 204L71 205V203H69ZM90 204H91V203H90ZM94 204H96V202H95ZM97 204H98V203H97ZM97 204H96V210H97V208L99 209V207L97 206ZM110 204H112V203L110 202L109 205H110ZM116 204H117V203H116ZM144 204H146V203H144ZM147 204H148V203H147ZM24 205H25V204H24ZM41 205H42V204H41ZM43 205H44V204H43ZM47 205H48V204H47ZM99 205H100V204H99ZM101 205H102V204H101ZM117 205H118V204H117ZM119 205H120V204H119ZM126 205H127V204H126ZM137 205H138V204H137ZM142 205H143V204H142ZM0 206H1V205H0ZM30 206H31V205H30ZM39 206H40V205H39ZM72 206H73V204H72ZM75 206H76V205H75ZM94 206H95V205H94ZM104 206H105V205H104ZM2 207H3V206H2ZM23 207H24V206H23ZM27 207H28V206H27ZM44 207H45V206H44ZM57 207H58V206H57ZM62 207H63V205H62ZM64 207H67V205L64 206ZM92 207H93V206H92ZM107 207H109L110 209H111V208L115 209L114 204H112L111 206H108V205H107ZM122 207H123V206H122ZM128 207H129V206H128ZM15 208H16V207H15ZM41 208H42V207H41ZM54 208H55V207H54ZM59 208H60V207H58L57 209H59ZM68 208H69V207H68ZM88 208H89V207H88ZM88 208H87V209H88ZM94 208H95V207H94ZM117 208H118V207H117ZM8 209H9V208H8ZM38 209H39V207H38ZM52 209H53V208H52ZM63 209H64V208H63ZM63 209H62V210H63ZM75 209H76V208H75ZM80 209H81V208H80ZM92 209H93V208H92ZM113 209H112V210H113ZM1 210H2V208H1ZM42 210H43V209H42ZM66 210H67V209H66ZM105 210H106V209H105ZM121 210H122V209H121ZM4 211H5V210H4ZM20 211H21V210H20ZM31 211H33V210H31ZM31 211L28 212V213H26V215H22L23 213L20 212V213L18 214L19 216L16 217V219L19 218L20 222L23 221V220L26 221V220H27V216L31 213ZM36 211H37V210H36ZM36 211H35V212H36ZM58 211L60 212L61 210H58ZM63 211H65V209H64ZM85 211H86V210H85ZM113 211H114V210H113ZM142 211H143V210H142ZM9 212H10V211H9ZM9 212L7 211V212H5L4 214L9 213ZM12 212H13V211H12ZM106 212H107V211H106ZM2 213H3V212H2ZM119 213H120V212H119ZM121 213H122V212H121ZM0 214H1V213H0ZM60 214H61V213H60ZM62 214H63V212H62ZM84 214H85V213H84ZM112 214H113V213H112ZM9 215H10V213H9ZM58 215H59V214H58ZM90 215H91V214H90ZM108 215H109V214H108ZM116 215H117V214H116ZM119 215H120V214H119ZM6 216L8 217V215H6ZM12 216H13V215H12ZM99 216H100V215H99ZM111 216H112V215H111ZM10 217H11V216H10ZM90 217H91V216H90ZM29 218H30V220H31V217H30V216H29ZM41 218H42V217H41ZM50 218H51V217H50ZM121 218H123V217H121ZM133 218H134V217H133ZM9 219H10V218H9ZM9 219H8V220H9ZM84 219H85V218H84ZM84 219H82V220H84ZM106 219H107V218H106ZM8 220H7V221H8ZM12 220H13V219H12ZM39 220H40V219H39ZM44 220H45V219H44ZM128 220H129V218H128ZM2 221H4V220H2ZM2 221H1V222H2ZM14 221L17 222V220H14ZM25 221H24V222H25ZM36 221H37V220H36ZM52 221H53V220H52ZM71 221H72V220H71ZM1 222H0V223H1ZM12 222H13V221H12ZM26 222H27V221H26ZM64 222H65V221H64ZM81 222H82V221H81ZM121 222H122V220H121ZM30 223H31V222H30ZM73 223H74V222H73ZM22 224H23V223H22ZM35 224H36V223H35ZM52 224H53V223H52ZM62 224H63V223H62ZM103 224H104V222H103ZM83 225H84V224H83ZM114 225H115V224H114ZM26 226H27V225H26ZM36 226H37V225H36ZM116 226H117V225H116ZM77 227H78V226H77ZM83 227H84V226H83ZM83 227H82V230L80 229L81 231H79V232H80V233L82 232L83 234H87L88 230H87L85 227H84V228H83ZM93 227H94V226H93ZM102 227L104 228V226H102ZM235 228H236V227H235ZM0 229H1V228H0ZM115 229H117V228H115ZM6 230H7V228H6ZM94 230H95V229H94ZM101 230H102V229H101ZM101 230H98V229H97L96 231H101ZM1 231H2V230H1ZM1 231H0V232H1ZM60 231H61V229H60ZM102 231H103V230H102ZM105 231H106V230H105ZM240 231H241V230H240ZM79 232H78V233H79ZM107 232H108V231H107ZM115 232H116V230H115ZM237 232H238V231H237ZM46 233H47V232H46ZM49 233H50V232H49ZM51 233H53V232L51 231ZM56 233H57V234H54L53 237L51 236L50 239H49V236H48V239H49V241L51 242V243L49 242L50 245L53 244V243H55V242H57V243L59 242L60 245H61L62 240H59V236H60L59 231L56 232ZM74 233H76V232H74ZM40 234H41V233H40ZM47 234H48V233H47ZM99 234H101V233H99ZM110 234H111V233H110ZM41 235H43V234H41ZM90 235H91V234H90ZM90 235H89V236H90ZM104 235H105V233H104ZM118 235H119V234H118ZM10 236H11V235H10ZM83 236H84V235H83ZM85 236H86V235H85ZM93 236H94V235H93ZM12 237H14V236H12ZM45 237H46V236H45ZM45 237H44V238H45ZM251 237H252V236H251ZM259 237H260V235H259ZM23 238H24V237H23ZM38 238L43 239V236L38 237ZM241 238H242V237H241ZM257 238H258V237H257ZM26 239H27V238H26ZM45 239H47V238H45ZM62 239H63V238H62ZM28 240H29V239H28ZM105 240H106V239H105ZM244 240H245V239H244ZM40 241H41V240H40ZM47 241H48V240H47ZM246 241H247V240H246ZM22 242H23V241H21L20 244H21ZM28 242H29V241H28ZM66 242H67V241H66ZM111 242H112V241H111ZM105 243H106V242H105ZM252 243H254V246L256 247V248H255V250H256L255 252H256V253H255V252H254V253L248 252L246 255H244L245 257L243 256L242 258L237 259L236 262H232V263L230 262V263H228V264H253V263H252V260H253L254 257H256L257 259H258V258H259V259L262 258L261 260L264 261V236H263V237H260V239H258V240H253ZM12 244H13V243H12ZM81 244H82V243H81ZM100 244H101V242H100ZM2 245H3V244H2ZM36 245H37V244H36ZM67 245L69 246V243H68V244H65V246H67ZM95 245H96V244H95ZM9 246H10V245H9ZM11 246H13V245H11ZM24 246H25V245H24ZM24 246H23V247H24ZM31 246H32V245H31ZM42 246H43V245H42ZM63 246H64V245H63ZM65 246H64V247H65ZM68 246H67V247H68ZM108 246H109V245H108ZM16 247H17V246H16ZM16 247H15V248H16ZM20 247H21V246H20ZM33 247H34V245L32 246V248H33ZM46 247L49 248V246H46ZM64 247H63V249H64ZM67 247H66V248H67ZM92 247H94V245H93ZM103 247H104V245H103ZM6 248H7V247H6ZM11 248H12V247H11ZM18 248H19V247H18ZM35 248H36V247H35ZM43 248H44V247H43ZM66 248H65L63 251H66V250H67ZM70 248H71V247H70ZM97 248H98V247H97ZM223 248H224V247H223ZM227 248H228V247H227ZM1 249H2V248H1V246H0V253H3V255L6 256V253H7L8 250H7V251H6V250L4 251V250H1ZM7 249H8V248H7ZM45 249H46V248H45ZM98 249H99V248H98ZM12 250H13V249H12ZM26 250H27V249H26ZM41 250H42V248H41ZM52 250H53V249H52ZM54 250H55V249H54ZM57 250H59V249H57ZM57 250H56V252H57ZM72 250H73V249H71V251H72ZM233 250H234V249H233ZM15 251H16V250H15ZM34 251H35V250H34ZM36 251H37V250H36ZM39 251H40V249H39ZM43 251H44V250H43ZM71 251H68V252L71 253ZM74 251H75V249H74ZM110 251H111V250H110ZM17 252H18V251H17ZM17 252H16V253H17ZM30 252H31V253H30ZM41 252H42V251H41ZM41 252H40V253H41ZM50 252H51V251H50ZM53 252H54V251H53ZM56 252H55V253H50L49 255H46V256H45L43 253H41V254H43V256H39L40 258H38V259H34V260H33V262H34L33 264H56V263H54V262H55V261H58L57 259H60V258H61L62 260H63V259L66 260V257H65V255H64V252H61V253L58 252V254H57ZM34 253H35V252H33V250H32V251H29V254H27V255H29L28 258L30 257L29 259H33L32 257L34 256ZM37 253H38V251H37ZM40 253H39V254H40ZM65 253H66V252H65ZM70 253H69V254H70ZM83 253H84V252H83ZM102 253H103V252H102ZM107 253H108V252H107ZM9 254H10V253H9ZM11 254H12V253H11ZM21 254H22V253L19 252V253L17 254L18 257H19ZM41 254H40V255H41ZM66 254H67V253H66ZM3 255H2V256H3ZM14 255H16V254H14ZM17 255H16V256H17ZM8 256H9V255H8ZM22 256H24V255L22 254ZM25 256H26V255H25ZM25 256H24V257H25ZM68 256H69V255H68ZM0 257H1V256H0ZM9 257H10V256H9ZM2 258H3V257H2ZM2 258H1L0 261H2ZM26 258H27V256H26ZM92 258H93V257H92ZM14 259H15V258H14ZM23 259H24V258H23ZM23 259H22V260H23ZM257 259H256V260H257ZM5 260H7V259H5ZM20 260H21V259H20ZM22 260H21V261H22ZM68 260H69V259H68ZM16 261H17V260H16ZM59 261H60V260H59ZM59 261H58V262H59ZM79 261H80V260H79ZM190 261H191V260H190ZM254 261H255V260H254ZM2 262H4V261H2ZM8 262H9V261H8ZM31 262H32V261H31ZM37 262H38V263H37ZM58 262H57V263H58ZM87 262H89V260H88ZM257 262H258V260H257ZM0 263H1V262H0ZM22 263H24V260H23ZM25 263H26V262H25ZM25 263H24V264H25ZM27 264H28V263H27ZM62 264H63V263H62ZM66 264H68V263H66ZM223 264H225V262H224Z\"/></svg>",
    "mask_w": 264,
    "mask_h": 264
},
{
    "label": "snow or ice",
    "instance_id": "6c2138e0",
    "mask_svg": "<svg viewBox=\"0 0 264 264\" xmlns=\"http://www.w3.org/2000/svg\"><path fill=\"white\" fill-rule=\"evenodd\" d=\"M39 4H44V0H43V3H39ZM35 6V5H33ZM80 6L83 8V9H87L88 11H91L92 9V6H93V0H81V3H80ZM164 7H167V5L165 4ZM41 13L42 12H46L47 11V6H45L44 8L40 9L39 10ZM262 20H264V16L261 17ZM235 26L236 28H240V21L239 20H236L235 21ZM233 71H235V69H233ZM88 103L90 104L91 103V100L88 101ZM168 215H171V210L169 211V213H167ZM262 231H264V224H262ZM192 252L195 253L196 252V249L193 248L192 249ZM35 255V253H34Z\"/></svg>",
    "mask_w": 264,
    "mask_h": 264
}]
</instances>
